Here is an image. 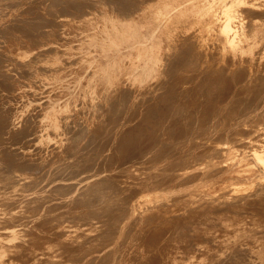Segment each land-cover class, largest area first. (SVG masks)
<instances>
[{"label":"rangeland","instance_id":"rangeland-1","mask_svg":"<svg viewBox=\"0 0 264 264\" xmlns=\"http://www.w3.org/2000/svg\"><path fill=\"white\" fill-rule=\"evenodd\" d=\"M16 1H20V2L19 3H16L15 0H0V29L2 31L4 29V27H7V25H8V27H7L8 29L7 30H9V31H7V33H5L6 30H3V32H0L1 36L3 35L2 37L0 36V41H3V42H0V57H3V59L5 60L4 61L2 58H0V61H1L0 64L2 63L1 65L4 66L2 68L1 65H0V69L2 68V69H4V71L5 70L8 71V73L6 71L3 72L2 69H1V71L3 73L0 71V74H1L0 75V81H1L0 82V90H1L0 91V105H1V103L3 104L0 107L1 108L0 111L2 109L5 111L4 112L2 110L5 114L3 112H0V118H1L0 119L1 120L0 121V138L2 139V142L0 141V144L2 146L8 145V146H6L8 148H14V149L15 148H19L18 150H20V151H25V152L32 153L41 162H45V163L48 160V158L53 154L50 150L51 149H56V148L62 154H64L67 159L76 160V158L79 157L78 158L79 160L78 159L77 160L80 161L81 159L84 158L82 160V162L83 161L86 162V160L89 159L88 162H86L87 164L85 162H83L86 167H87L88 163H90V164L92 163L93 164L95 162L94 163V166L98 167L97 170H96V167H95L90 172H83L81 174H78L74 179L73 178L72 179H69L70 181L77 180V178L82 177V176L87 175L88 173H92V172H93L92 174H95L96 173L94 176H92V178H94L96 176H100V174L101 175H104V173H105V175H108L109 174L111 176V174L113 172V173H115V175L117 174L116 176H119V173L129 172V173H127V175L126 174H124V175L122 174L124 177L120 174L119 177L115 178L120 183V185L122 183L123 184L126 183L125 180H128V175L131 174V173L134 174V173H140L141 172V173L149 176L151 172H156V174L154 173L152 175H154L155 177H157V179H159V181H160V178H162L161 181H160V184L159 183H155V184H151L150 183L149 185L147 184L148 185L147 189H146V186L147 185H142L143 188H141L142 186L140 187L141 190L139 188V190L141 191L140 193L137 190L138 192L136 191L137 192L136 195L134 193V194H132L130 196V199L131 198L132 199L130 200L129 205H127L128 204L127 202L129 201L127 199V201H125L126 203H123V201H122L121 204L119 203V204H117V205L114 206L115 208H117V206L119 208V206L121 205L120 206L121 207L120 209L122 211H125V212H123V215L124 216L123 217L122 216L120 217V215H122V213H121V211L119 209L118 217H120V218L117 217V220L118 221L115 219L116 222H114L115 223L114 225L115 226L119 225L120 228L117 227L118 229L116 230V232L114 231V233L113 232L109 233V231H111V230L107 228V227H109L108 222L107 221L105 222L102 219H99L98 220L97 218H90L89 220L90 221L92 220V221L90 223L89 222H86V225H85V223H83L84 224L83 225V224H81V223L78 222V224L80 225V228L77 231H70V230H68V232H67V230H66L64 232V236H65V238H67L66 240L67 241H71V242L72 241L73 242L74 241L75 242L84 241V239L87 241V239L89 238V240L87 241V243L90 244L91 243V240L94 239V241H92L91 244L93 245V247L95 245H97V246H95V247H97V249L95 247H94L95 249L94 248L92 249V247H91L92 245L91 244L90 245L88 244V247H91L90 250L92 249V252L89 251V253H88V250L89 249L87 248L88 250L87 251L85 250L87 252V254H88V255H85L86 257H83V259H81L80 261H77V262L73 260V262L71 263V260L68 261L67 259L69 257H71V256H74L72 253L71 254L69 253V257L66 259L67 260L66 261L65 258L68 255L67 254L68 252L65 253L66 252L65 251L64 253L67 254L66 256H65V254H63L64 257H65L64 258L65 261L64 260L61 261V257H63V255L61 254L62 252H55V253L50 254L51 256L53 255V257H55V258L51 257L50 255L49 256H47V255L45 256L44 255L45 256V257L43 256L44 258L41 256L40 259L37 260L38 264L39 263L42 264L44 262L43 259H45L46 257H47L46 260H48L50 258H51V260H54V259L56 260L57 257H58V259H60V260H58V259L57 260L58 261H61V263H64V264H86L87 262H88V264H91L90 263L91 261L93 262L92 264H96V263L102 264V262H105L104 260L107 258V256H106L107 253H108L107 254L108 256L111 255L110 257H112V254L114 256V257H112L113 260L111 258H107V259H110V261H113V262H110L109 261L111 264H136L137 262H138L137 264H141V261L144 264H147V262L149 263L148 258H149V255L151 253H154V252H155V254H158L159 253L158 252L159 251L158 249L159 248H162L161 247V246H163L162 245V242H164V244H165V247H163V248H168V251L169 252L166 251V252L163 253V255L161 254V256L158 257V260H154V262L152 264H158V263L159 264H162V263L163 264H173V263L176 264L175 263V260L178 257H181V256H182L181 257L182 260L179 259V258L177 259L178 260L177 262L179 264H184V263H186V264H192L193 263L192 261H194L193 260L194 258L196 259L198 256L203 258L204 255H205L204 258H203L204 262H203L202 258H198L199 261L197 259L195 260V261H197V264H199V263L200 264H213V263L214 264H218V261H224V263H225L226 262V259L228 258V256H226V255H228L229 252H231V253H229V256H232V254H234L237 257H235L233 255L232 257H234L235 260L231 257V259H228L226 263H228L230 260L233 259V261L238 262V264H243L248 259L249 262H250V263H248L247 262L248 260H247L246 262L248 264H252V263L253 264H259V263L263 264L264 263V261L262 260V259H264V237H263L264 236V234H263L264 233V222L262 221L263 219L257 221V219H255V217H253V215H251V214H245L244 216L242 215L243 216L242 218H241V216H238V217L235 216L236 213H234V212H236V211L239 212V210L240 211L244 210L243 209L244 208L243 206H245L244 205L245 203H243V201H241V200L240 201L242 202L243 205L241 204L240 201H238L239 203L238 202L236 203V204H238V206L235 205V206H233L232 208L229 209L230 211L228 210V212L231 215L229 214V215H226V217H224V215H221V214H214L213 216H211L210 220L213 219L212 221L214 223H216L219 219L221 220V218L224 217V218H222L221 222H220V220L217 222L218 224L217 223L216 224L213 223V225H208L210 223L208 221H210V220H207V222H206V219H203L202 218L203 216H201V217H198L196 219L190 220V221L185 222V223H180V224H177V225L175 224L176 226L173 225L172 226L173 229H171L173 231L168 232V234H167V232H164L162 234V238L160 240H158L159 243H161L159 245H157L158 244L157 241H156V243H153V242L147 243V242H149V241H147L148 240L147 237H149L150 233L154 230V227L155 226H158V225H168V224H166V222H168L170 216H172V215H182L185 212L187 213L190 209H195V210H198V211L200 210L199 212H201V213L202 212H206V208H209V207H211V208H218L219 209V207L224 206V204L226 205L229 201H231L233 199H239L243 195L250 194V193H252L254 191H257V190H260V189H262L264 187V180L262 178L258 179V177H256V176H252L248 180H244V179H241V178L234 179V180H228L229 175L230 174L235 175L236 174V171H239V173H241V174H247V173H250L251 171H253L254 169H256V165H255L256 162H255V160L253 158V154H252L253 151H252V147L251 146H253V145L255 146L257 144H261V142L264 141V139H263L264 138V135H263L264 134V119L262 120V118H264V114H263L264 113V97H263L264 90H262V93H260L261 92L260 89H263V87H264V86H262L263 85V81H264V72L262 73V71H264L263 70V67H264L263 66L264 65V17H262L261 15H258V14H261L262 12L264 13V10H263L264 5L262 4V3H264V2H262L264 0H262V1L261 0H258L259 3L256 0H254V1L257 2V3L253 2V0L252 1L251 0L249 1L248 0L250 3L247 0H228V1L227 0H147L148 3L146 2V0H140V1L139 0H137V1L136 0H133V1L129 0V2L130 1H131V3L134 2L137 5V7L138 8H141V10H142V11H139L138 9L137 10L136 9H133L132 12H130V13H127V10H126L127 8L126 9L123 8V7H128L129 6V3L128 4H125L124 3V1L125 2H128V0H122V1L121 0H118L119 5H121L120 10H122V8H123V9L126 10L125 12L124 11H120L118 9L116 10V8H113V6L110 3L108 4V1L107 0L106 1L105 0H96L97 2H95L94 0H75V1L73 0L74 1L73 2L71 0L72 2L70 1L71 3L69 2V5L68 6H67L68 2H64L63 0H60V1H58V0H55V1L54 0H52V1L51 0H46V1H49V2H45L43 5H39V6H38V2H35L36 0H34V1L33 0H16ZM37 1H40V0H37ZM77 1H78V3H77ZM81 1H82V3L85 2L87 5L89 3L90 4H89V6H87L85 3L82 4ZM88 1H89V3H88ZM239 1H240V3H239ZM11 2H14V4H18V5L12 4V5H14V6H12L10 4ZM75 2L78 4L79 7L82 6V7H80L81 9L79 8V10H76L78 8V6H77V4ZM122 2H123V4H122ZM236 2H237V6H238V4L239 5H242L240 7H244V5L246 6L248 4H250V7L251 6L253 7L256 4L258 6L260 5L259 8L260 9L262 8V12H260L261 10L259 8H256V6H255V8L253 7L254 8V11L257 9L256 11H257L258 17H255L254 16V18L252 19V17H253L252 15L253 14L255 15L256 12L253 13V11L251 12V10H250V12L253 13V14L250 13L251 16H248V15H250L249 12H248L249 10L247 11L245 9V7L244 8H241V10H240V7L238 8L236 6ZM61 3L63 5H65V6L61 5ZM131 3H130V5H131ZM134 3H132V4H134ZM232 3H233V5H232ZM8 4H10V6ZM35 4H37V5H35ZM49 4H52V6H49ZM84 4H85V6H84ZM225 4H227V5H225ZM54 5H56V6H54ZM70 5H71V7H69ZM226 6H228V7H226ZM235 7L237 8V10H236ZM250 7H248V8H250ZM27 8H29V9L26 10ZM46 8H48V11H47ZM52 8H53L54 11L52 10ZM58 8L60 10H57L56 11V9H58ZM169 8H172V10L170 9V13H172L171 18H169V20L167 22H164V24L160 28L156 29L152 33L153 25L156 22L157 18L162 17V16H165L167 14L166 11ZM219 8L220 9L222 8V10H220ZM226 8H227V10H226ZM229 8H230V11H229ZM223 9H224V11H223ZM242 9H245V11L248 12V14L244 10H242ZM258 10H260V11H258ZM40 11H42V12L44 11L45 13L44 12L42 13ZM46 11L47 12L51 11V12H49L50 15ZM60 11H62V12H60ZM70 11L71 12H74V14L72 13L73 14L72 15L70 13V15H69L68 12H70ZM85 11H87L88 13L87 12H86L87 14L84 13ZM63 12H64V14H63ZM65 12L68 15L65 14ZM82 12H83V15H82ZM214 12L215 13L217 12L220 15L217 14V13L215 15ZM223 12H227V14L225 13L226 16H225V14ZM242 12H245V13L242 14ZM37 13H38V15H37ZM51 13L55 14L56 16H54ZM238 13H241V14H239V16H240V19L242 21L239 19ZM44 14H45V17L46 18L45 19H42L43 18L42 15H44ZM59 14H63V15H59ZM76 14H78V15H76ZM79 14H81V15H79ZM36 15H37V17H35ZM213 15H215L216 17H219V18H216ZM29 16L30 17L33 16V17L32 18H29ZM57 16H59V17H57ZM220 16H221V19L222 20L220 19ZM223 16L226 17V18H223ZM247 16H248L249 19L247 18ZM259 16H261L262 18L261 17L259 18ZM18 17H20L21 20H24V22L23 21H20ZM234 17L238 19V22H237V19L234 20ZM11 18H12V20H11ZM47 18L49 20H51V21H49ZM244 18H246L245 19L246 21L243 20ZM25 19H27L28 21H31L32 24H30ZM52 19L54 21H56L57 23L56 22H53ZM203 19H206V22H203L204 21ZM196 20H197V24H196ZM220 20L222 22H220ZM230 20H231V22L235 21V23H233V25H232V23L230 22ZM247 20L248 21L251 20V23H249V25L247 24V22H248ZM252 20H256V21H254L252 23ZM35 21H37L36 23H38L39 21H42L43 23L40 22L39 24H36ZM48 21L50 23H52V24L55 23L56 25H54V26L52 24L50 25V24H48L49 23ZM9 22H10V24H9ZM13 22H15V23H13ZM44 22H46L47 26L44 25ZM19 23L22 24V25H20ZM23 23L26 26L25 29L28 27L26 30L28 31L29 34H26L27 31H24L25 29H24ZM33 23L35 25H33ZM225 23H226V25H225ZM228 23H229V25H228ZM243 23H244V25H242ZM13 24H15V25H13ZM41 24H43L44 26L41 25ZM58 24H61V25H58ZM223 24H224V26H223ZM236 24H238L240 26L238 27V25H236ZM10 25L12 26V28H11ZM16 25H19L21 27V29L22 28L24 29V30L23 29L20 30L22 32V34L18 30V29H20V27L19 26H16ZM36 25H38V26L41 25L42 26V27L40 26L39 28L37 26V29H38L37 32H36ZM246 25H248L249 28L246 27ZM13 26L17 27V29L15 27H14L15 28L14 29ZM221 26H223V27L221 28ZM230 27H231L230 31H232V33H233V30L235 29L234 30L235 32L233 34L232 33H227V32H229V29L228 28H230ZM234 27H236V28H234ZM244 27L246 29L248 28V30H250V28H251L250 32L248 30H244L245 29ZM241 28H244V29L242 30ZM223 29H224V33H223ZM227 29H228V31H227ZM240 29H241V31L239 33L238 31ZM30 30L33 31V32L31 33ZM44 30H46V31H44ZM220 30H222V31H220ZM10 31H11V33H9ZM23 31L25 32V34H23L24 33ZM38 31H40V32H38ZM225 31H226V33H225ZM243 31H245V32H243ZM246 31H247V33H246ZM35 33H40V34H35ZM222 33H223V35H222ZM238 33H239V36H236V35H238ZM243 33H244V35H242ZM201 34H202V36H201ZM4 35H6V36H4ZM22 35H24V36H22ZM31 36H33V39H32ZM220 36H223V37H226L227 36V37L226 38H223V39H220ZM58 37H60V38H58ZM137 37H141L143 39L144 38L146 39V41H144L142 43V47L141 48H133L132 45H131L134 42V40L137 39ZM234 38H236V39H234ZM239 38H240V40H239ZM34 39H36L37 41L36 40L34 41ZM188 40L189 41L190 40L191 41L193 40L192 43H190L191 41L189 43L192 44L191 46H193V43H194V47L196 49L198 47L199 50L197 49L198 50L197 51L195 48H194V51L195 52L192 51V50H190L193 47H189L190 44L187 43ZM194 40H197L196 41L197 47L195 46V41ZM206 40H208V42L211 43V44H209ZM182 41H183V43H182ZM235 41H236V44H235ZM217 43H218V46L215 45ZM207 44H208V46L210 45L212 47H210V46L208 47ZM227 45H228V47H226ZM261 45L263 46L262 49L259 48V47H262ZM178 46H180V47H178ZM182 46L183 47L184 46H188L190 48L189 51H192L195 54L193 56L194 58H191L190 63H188V61L190 60V58H189L188 61L185 62V65H184V63L181 64V65H184V66H180L179 65L180 66V69H179V66L176 65L178 69L176 67H174V68H176L178 70L177 71L175 69L177 72L172 67L173 70H171V71H173L172 72L173 73V77L174 76L175 77L173 78L174 80L171 79L172 78L171 77L169 81L172 82V80H173L172 83L174 84V87L175 88L173 87L172 89L175 92V94H174V93H172L173 90L172 89H169L168 88L169 86L166 85V84H171V82H168V80H167L171 76L170 69L168 70L167 68H168L169 64H171L169 62H172V59L171 58L172 57L174 58V57H176L178 55V52L176 53L177 49L178 48H183ZM48 47H50L49 50H48ZM53 47H55V48L53 49ZM202 47H204V48H202ZM217 47H219V49H220L219 52H216V51L219 50ZM210 48H213V49H210ZM214 48L215 49H218V50H215ZM201 49L203 51H205L206 55H203L204 53H203V51ZM260 49H261V51H260ZM48 51H50V52H48ZM208 52H212V53H210L211 56H212V54L214 52L217 53V54L215 53L216 56H214V55L212 56V58L215 57L216 60H219V61H216L215 60V62H213L214 63V67H216V66H218V68L219 67H222V66H219V65L223 62L224 69H223V67L220 68V69H221V73H223L224 76L225 75H228L229 73H231L233 75V73L235 72L234 71V68L236 67V72L237 73L239 72L238 75H237V77L235 76L236 75V72H235L234 73L235 75H233L235 77H233V76H231V74H229L228 75L229 78L227 77V79H234V78H235L234 80H236V78L238 79V76L241 75V72L240 71H237L238 70V66H239V68H241L240 67V65H241L242 68H243V66L245 65L246 68L247 67L249 68V69L247 68L248 71H250L249 73H248V71L247 72L245 71L246 70L245 68H243V69L241 68L245 72V75H247V77L245 75L242 76L244 73H243V71L241 69L240 70L243 73L241 76L243 78L242 77H239L240 79L241 78L242 79H245V77H246V79L244 81H242V79H241V81L243 83L247 84L246 86L248 88H245L246 86H244L245 84L242 85L241 84L242 82H238L239 79L236 80V81L240 85V86L237 85L239 88L242 85V87L244 86L243 88H245V90L246 89H248V91L250 90V93H249L247 90L245 92V90L243 89L244 93H247L248 95H250L253 91H255L254 89L252 90V88H255L256 89V87L258 85H261L260 86V89H259V87L257 88V90L259 89V93L256 90V92L259 94L258 96L253 92L257 98L253 95V93L251 94L253 96V98H255V102L250 103V105H251L250 107H249V102L252 101V100H250L252 97L250 96V99L248 98L249 101H246L247 100L246 96L247 97H249V96L247 94H246V96H245V94L243 95L241 93L242 90L241 91H237V92H240L241 95L239 93H237L236 91H233L232 93L230 91L229 92L224 91L225 92V94H224L223 91H220V90H222V89H220L221 87H216V89H218V90L220 89V90L219 91L216 90L215 95L213 94L214 91H215V88L212 90V87L214 86L213 85L214 84V80L212 82V80L210 81L208 78H206L208 76V72L210 71L209 68H211V66L213 64L211 62L212 61L211 60L212 58L210 57V55L208 54ZM255 52H257V53H255ZM197 53H199V55L202 53L201 55H203L205 57H203V56H201V57H203L204 59L207 58L206 57L207 55H209V57L211 59L208 57L209 60L207 58V59H205V61L206 62H207V60H208V62L210 61L209 62L210 64L207 62V64L204 65L206 62L204 61L202 63L203 58L201 59L199 56H198V59L200 58L201 60L195 59V56L197 55ZM32 55H33V58L34 59L31 57ZM42 55H44V56H42ZM217 55H218V58H217ZM226 56L232 57V60H231V58H228ZM242 56H245V57H242ZM35 57H36V59H35ZM226 58H228V60ZM245 58H246V60L247 59L248 60L246 61ZM255 58H257V59H255ZM18 59H19V61H18ZM66 59H67V61H65ZM192 59L193 60L195 59V61L193 62ZM222 59H224V60H222ZM229 59H230V62L231 63H228L229 62ZM37 60H39V61H37ZM257 60H258V62H257ZM2 61H4V63ZM192 62L194 64H196V66H198V67H196L193 64H191ZM255 62H257V64ZM19 63H21V64H19ZM23 63H24V65H23ZM64 63H66V64H64ZM167 63H169V64H167ZM198 63L202 67L200 65H198ZM225 63L230 64V66L228 65L229 66L228 67L227 64H226V67H225ZM5 64L8 65V66H6ZM190 64L193 66V70H194V67H196L195 70L197 68H200V69H197V71H199V70L201 71V70H203V68L205 66L207 67V66L210 65V67L207 68L208 70L207 69L204 70L205 71L204 72L205 75H206V71H208L207 72V75L205 76L204 73L201 74L202 71L201 72L199 71L200 72L199 73V72H197L195 70H194V73H192L193 70H191V65ZM38 65H40V66H38ZM61 65H62V67H61ZM189 65H190V67H189ZM42 66H45V68L42 67ZM9 67H12V68L10 69ZM185 67H188L189 69L188 68L185 69ZM227 67H228V70H225ZM13 68H15V70ZM25 68H26V70H28L29 73L25 70ZM218 68H217V70H218V72H217L215 70V68L212 67V69H214L219 74L220 71H219ZM229 68H230V70H229ZM231 68H232L233 72H231L232 71ZM260 68H262V69H260ZM16 69L19 72H22V73H23V70H24V72L27 73V74H23L24 76L21 73L18 74V72L16 71ZM21 69H23V70H21ZM30 69H32V70H30ZM165 69H167L169 72L166 70V72H167L166 73L165 72ZM260 70H261V72H260ZM225 71L226 72L227 71H230V72L226 73ZM10 73H13V74H11L12 77L10 76L11 78L9 77ZM174 73L175 74L178 73V75L177 74L175 75ZM190 73L192 75H190ZM198 73H199V76L200 77L199 76H196V75H198ZM221 73H220V75H221L220 78H222V76H223V74H221ZM253 73L255 75L257 73H260L259 75L257 74L256 76L257 77L258 76H262L263 77V80L262 79H261V81L258 80L261 77H258V78L257 77H254L255 75ZM20 74H21V76H19ZM193 74L197 77V78L195 77L196 80L193 78L194 77ZM4 75L5 76L7 75V76L4 77ZM25 75H27V76H25ZM179 75L180 76L181 75L182 76L185 75L184 76L185 79H187L186 76L188 78H190L192 76V78H191L192 80L191 79H188V80L194 81V82H192V83L189 82V81L185 82L186 80H184V83H183L182 82L183 79H181V82H182V84H181V82H179V78H181ZM202 75H204V76H202ZM176 76H178L179 78L177 79ZM230 76L233 77V78H230ZM201 77H205L210 82L208 83V80L205 81L204 80L205 78L203 79L204 80V82H203V80H201ZM175 78H176V81H175ZM225 78H226V76H225ZM248 78H249V81L250 82L247 81ZM250 78H251V80H250ZM252 78H254V79H252ZM255 78H257L256 84L254 83L255 80H256ZM5 80L6 81H9V82H3ZM164 80H167V81H164ZM219 80L220 79L217 80L219 83H220V81L221 82L222 81L225 82L224 81V78H223V80L222 79L220 81ZM252 80H254V81H252ZM226 81H228V80H226ZM231 81L232 80H230V82ZM246 81L248 83H246ZM259 81H260V84H259ZM198 82L204 83L205 85L208 84V86H210V87H211V84L213 83L212 84V87L210 88L211 91L209 90L211 92L210 93L211 95L209 93H206V94H209L210 97H208L209 95L205 96V93H204V92H208V90H205L203 93L201 91H198V92H201V95H203V96H201L200 93H199L198 96L199 97L201 96L200 99L201 98H204V101L206 100L205 97L206 98L208 97L207 100L210 99V100H208L206 102L207 104H204L205 102H202L203 99H201L200 102H198V103H200V104L203 103L204 105L203 104H201V105L199 104L200 107L197 105V103L195 104V100L198 101L197 99L199 98V97L196 98L198 92L197 91H194V92H197L196 95H195V93L193 92V90L190 89V87L192 88L196 84H199ZM261 82H262V84H261ZM161 83H163L164 85L161 84ZM253 83H254V86L256 85V87L253 86ZM160 84H161V86H160ZM183 84H184V87H186V89L188 91H190L189 93L191 95L194 94L193 97H195L196 99H193V101H194L193 105L195 104L194 107L196 109H197V107L198 108H201V109H199V110H201V113H203V111L206 110V114L209 115L207 113V111H209V113H210V110L211 109H212L211 110V113H212V111H213V113H215V111H217V113H215L214 115L211 114V116H212L211 118L212 119H210V115H209V117L207 116L206 118H205V116L203 118L201 117V116H203V114L205 113V111H204V113L202 115H200L201 113H197V112H200V111L197 109V112H196V109H195V112L196 113H193L194 112V109H193V105H192V102L193 101L191 99L192 98L191 95L189 94V96H188V94H187L188 91L187 90H186V92L185 91L183 92V93H185V96L190 97V99H191L192 102L190 100H188L189 98L187 99V97L186 98L184 97V94H182V91H181L182 88L180 89V86L183 87L182 86ZM226 84L227 83H222L221 84L222 85V88ZM1 85H2V87H1ZM176 85L179 88H177ZM189 85H191V86H189ZM215 85L218 86V84H216V83H215ZM164 86H165V88H167L168 90H171L172 92L171 91L169 92L168 90H165L163 88ZM251 86H253V87H251ZM4 87H7V88L10 87V88H8V89L5 88L4 89ZM12 87L15 88V89H12ZM187 87H189V88H187ZM249 87H251V88H249ZM175 89L178 90V91H181V92H176ZM122 90H123L124 93L122 92ZM126 90H127V92H126ZM162 90L164 91L163 94L167 95L168 97L171 94L168 95V94H166V92L167 93H172L174 95H178V94L181 93V95H178L180 97H182V95H183V97H182L183 99L181 98L180 101H179V99H177V100L175 99V98H179L178 96H174V95L170 96L171 98L173 97V99L171 100L172 102H171L170 101V97L167 98V96H165V95L163 96V94H160L164 98V99L163 98L161 99L162 101L165 100V99L166 100L167 99L169 100L166 103L171 108V111H172L173 108H175L174 106H176V108H177L178 107L177 105H180V104H182V106H184V108H183L184 109V112H182V114L188 113L190 110L191 111L193 110L192 112H189V115H188L190 117L189 120H191L192 117L193 118L195 117L193 120H191V122L193 123L192 126L194 125L193 128H190L191 126L190 127L188 126V122H189V124H191L190 121H188L187 124H186V121L184 122V121L181 120L182 121L181 122L182 124L184 122L185 123L184 125L187 126V127H189L188 129H193V131L190 132V133L186 132L187 133L186 135L188 136V139H186L187 137L185 136V132L182 133V134H184L185 137L181 133H179L180 134L179 136H183L184 137V138L183 137L182 138H183V141L186 140L185 142H183L182 139L178 136V134L176 135V133H175L176 126H177V128H180V127L183 128L182 127L183 126L182 124H178L180 122V120H178V119L179 118L181 119V117H184V115L181 116V114L179 113L182 110V108H180L179 109L180 111H178V108L179 107H182V106H179L177 109L175 108L176 110L174 109L175 111L173 110L172 113L170 114L174 119L175 118L176 119L178 118L177 120L175 119V121H173L172 117L171 116L169 117V114H167V113H166L167 116H166V114L164 116L165 118H169L170 119V122H171V120L174 123H176V122L179 121L178 123H176V124L179 125V127H178V125H175L174 123H173L174 124V126H173V124L171 122L172 126L171 125L170 126L172 127V130L168 128L170 131L166 128V127H168L167 124H170L169 119H165L164 120V117L161 120L162 122H160V120H158V122H157L160 125L161 124H164L165 126L167 125L166 127H164V125L162 127V125H161V128H160V125H159V127L157 126L158 124L156 122H154V123L153 122L152 123H149L148 122V124H147L146 121H143V119L146 118L145 115H147V117H148V114H149L148 112H147L148 114L146 113L147 110L145 111L144 108L147 109V106H148L149 103L151 104L153 102L152 104H155V100L157 101L158 98H161V96L159 95V93H160L159 91H162ZM8 91H10V92H8ZM219 92H221V94ZM104 93H105V95H104ZM228 93L229 94L231 93V94L229 95ZM234 93L235 94L237 93L238 96H236L237 94L235 96H233ZM216 94H218L217 95V98L218 99H213V100H215L213 102L211 100V98H216V97H214V96H216ZM227 94L229 95V97L226 98L225 96ZM121 95H122L123 100L121 98ZM223 95H224V97H223ZM242 95H243V97L245 96L244 101H246V102H244L242 99H240L242 97ZM125 96L126 97L129 96V97L126 98ZM149 96H151L152 99ZM154 96H156V97H154ZM211 96H213V97H211ZM146 97L149 98L150 100L147 99L148 101H145ZM221 97H223V98H221ZM232 97L235 100H237V101H235ZM236 97H239V102H238V98L236 99ZM114 98H115V100L116 99L117 100L114 101ZM129 98H130V100H129ZM219 98H220V101H219ZM127 99H128V102H127ZM174 99L176 100V102L178 101L177 102L178 103L177 105H176ZM103 100L105 102H103ZM173 100H174V102H173ZM183 100H185L186 102L187 101H190L188 103H186L184 101L185 105H187V106L190 103L191 106H188L190 108L189 111H188L189 108H187V106L184 105ZM232 100H234V101H232ZM260 100L262 102L259 105ZM117 101H118V103H116ZM144 101H145V103H144ZM162 101H159V102L161 103ZM209 101L211 103L213 102L215 106L213 104H211V105L209 104L208 105ZM216 101H218L219 103L216 102ZM231 101L232 102H238V104H240V101H241V103H246V105L248 107L246 108V105L245 104H244V106H243V104H240L241 105L240 106V105L235 104V103L234 104H230L228 106L227 104H229V102L231 103ZM179 102H181V103H179ZM257 102H259V103H257ZM109 103H111V104H109ZM125 103H126V105H125ZM171 103H172V107L173 108L171 107ZM173 103H175L174 106H173ZM120 104H124V108H125L124 110L125 111L124 110L121 111L123 115L120 114L121 112L119 113L122 117L119 116V115H117L118 116V119L116 121L117 116H116V113H114V112H116V111L119 112V110H120ZM162 104H164V103H161V105ZM7 105H9L10 108H7L8 107ZM98 105H99V107L101 106L102 108L101 107L99 108ZM109 105L111 107H114L112 105H115V108L118 107V106L119 107L117 109L114 108L115 110H113L114 112L112 113V108L110 109L109 108ZM207 105H208V108H206ZM232 105H234V106L235 105H238V107L237 106L236 107L239 109L240 112H241L240 107L242 108V106H243V109L244 108L245 109L242 110V112H241L242 114H241L237 110L235 111V109H237V108L234 107V106H232ZM11 106H12V109H11ZM201 106H203V108H205V109H202ZM209 106H212L213 108H215V110L213 108L209 107ZM230 106L233 108L234 112H233V110H232V108ZM253 106H255L254 109H253ZM97 107H98V109H97ZM6 108H7V110H9V112H11L10 113L11 115L8 114V115H10L9 118L7 117L8 116L7 115L8 111L6 110ZM29 108H30V110H29ZM106 108H109V110L107 109L108 112L110 111L109 113L106 112ZM132 108H134V110ZM229 108H231V111L230 112H233L234 113V116H232L233 115L232 113H231L232 115L230 114V112H229L230 109ZM131 109H132V111H131ZM135 109H136V111L138 110L137 112H139V113L135 112ZM185 109H187L188 112H185ZM208 109H210V110H208ZM104 110H105V112H104ZM142 111H144L143 113H146V114H143ZM169 111H168V113H169ZM247 111H248V113H245ZM130 112H131V114H130ZM28 113H32V115L31 114H28ZM35 113H36V115L38 113V115L36 116ZM173 113L176 116H177V114H179V115L177 117H174L175 115ZM191 113H192V116H190ZM224 113H226L230 118L228 116H225L226 114L224 115ZM238 113H240L242 116L240 114H238ZM114 114H115L116 117L114 116ZM198 114L202 118V119H199V121L202 122V123H206L207 121L211 120V122L209 121L210 123L207 122V124H206L208 126V123H209L208 129L205 128V127H207L205 124L199 123V121L197 120L198 118H200L198 116ZM206 114H204V115H206ZM235 114H236V116H235ZM26 115H27V117L29 119L32 118V119H30V121L32 123V124L31 123L30 124L32 126L29 127L30 128V131L29 132H28V130H26V128H24L25 126H27L29 124V123L26 122V120H27ZM110 115L112 117V119H110V120H112V121H109V119H108V118H110ZM131 115L135 119H131L130 117H129L130 119L127 118L128 116H131ZM194 115H196V116H194ZM222 115H224V117ZM258 115H259V117H258ZM261 115L263 116L262 118H261ZM23 117H24L25 122L27 123V125H25L26 124L25 122H24L25 124L23 123V121H24ZM113 117H114L116 123H118V121H120L118 123V125L115 124V123H113V122H115L114 119H113ZM222 117H223V119H222ZM2 118H4V119L6 118V119L4 120ZM104 118H105V120H104ZM204 118L206 120L208 118L209 119L206 122H203ZM9 119H12V121L9 120ZM29 119H28V121H29ZM106 119H108L107 121H109L111 123L107 122ZM257 119H259L261 122L259 120H257ZM137 120H139V122L142 124L141 125V128H139V130L140 129H143L142 127H144V128L146 127L145 129L142 130V133L139 132V134H138V132H135L134 131L136 128H137V131H139L138 130V127H140V126H137L136 125V123L137 124L139 123V122H137ZM167 120H168L169 123L165 124L167 122ZM195 120H196V123L194 124ZM9 121H11V123H9ZM76 121H78V125L79 126L82 125L83 127H85L86 130H84V132L87 131V132H85L86 134L84 132H82L84 134L83 135L84 136L83 138H82V134L80 135L81 132L79 131L82 126L81 127L77 126L76 125V123H77ZM98 121H100V123ZM232 121H235V122H233V125H232ZM256 121H258V122H256ZM1 122H2V124H1ZM70 122H72V124ZM105 122L107 124L106 127H104L106 125ZM213 122H214V124H213ZM226 122L228 124H225ZM229 122L231 124H229ZM14 123H15V126H14ZM68 123H70V124H68ZM218 123H219V126H218ZM254 123H256V126H254L255 125ZM259 123H260V126H259ZM12 124H13V126H12ZM84 124H86V126ZM132 124L134 126H132ZM149 124H152V125L155 126V131L152 130V125L150 126ZM198 124H199V127L201 126V124H202V126L204 125L203 126L204 128L203 127H200V128H203V129H201L202 133H204L203 135L199 131L200 128L197 127ZM70 125L71 126L73 125V127H71ZM99 125H101V126L99 127ZM114 125H116V126H114ZM127 125H128V127L126 128L125 126H127ZM129 125H130V127H129ZM18 126H20V129L17 128ZM22 126H23L24 129L23 128L21 129ZM112 126H114V127H112ZM239 126L240 127L242 126V128L240 129ZM13 127H16L17 129L16 128H13ZM95 127H97V129L99 127V129H98L99 134H97L98 132L96 134L97 135H100V137L98 136L99 137L98 138L97 135L93 134L94 137L96 136L95 137V140L94 139H91L93 142H90V140L87 141V139H89L91 137V135H92L91 133L97 131V129ZM110 127H111V130H110ZM157 127L160 128V130H158ZM209 127H210V129H209ZM31 128H32V131H33V135L31 133L32 132L31 131ZM77 128H79V130ZM124 128H125V131H124ZM128 128L129 129L131 128L134 131V134L137 133V134H135L136 135L135 137H133V136L130 135L131 133H133V131H131V129L128 130ZM147 128H149V130ZM156 128H157V130L160 133L156 130ZM162 128H164V129H162ZM165 128L169 131L167 133L168 136H163V135L166 134L165 132H164L165 134L162 133V136L164 138H166V137L168 138L169 137V134H170V137L171 138L173 136L176 137L175 138L176 140H174L175 141L174 144H178L180 142L179 143V146L180 147L178 145H177L178 146L177 147L174 144L172 146H170V147L167 146L168 147V150H165L164 151L165 155H163V157H162L160 155L163 154V151L160 154V152H159L160 150L159 149H161V148H163V149L166 148L167 149V147H165L167 145L166 143H167V141L169 143V141L171 140V139L168 140L166 138L165 142H162L164 140V138H162L160 134H161V131L163 132V130L164 131H167ZM184 128H186V127H184ZM213 128H214V130H213ZM234 128L235 129L238 128V130L237 129L235 130ZM6 129H8V132L9 131H12V130L14 131V129L15 130H19L20 131L19 136H16L13 131L12 132H9V133L6 132L7 131ZM10 129H12V130H10ZM70 129H71V131L69 132ZM91 129H93V130L95 129L96 131H92ZM101 129L102 130L105 129L104 132L101 131ZM112 129H113V131H112ZM153 129H154V127H153ZM194 129H199L198 130V133L196 132L197 130L194 131ZM204 129L207 130V131H204ZM108 130L111 131V133L113 134V137L111 136L112 134ZM144 130L146 132V135H145V133H143ZM224 130H225V134L223 132ZM229 130H231V131H229ZM241 130H245V132L243 131V133H241L242 132ZM248 130H251V131H248ZM4 131H5V133H4ZM75 131H78L79 132V134H77V136L75 135L76 134ZM107 131H108V133H110L109 136L112 138V141H109V142L107 141L108 138H109V140H111L110 137H106L108 135L107 134ZM173 131H174V135L172 133ZM2 132H3V134H1ZM121 132L126 133V135H124ZM193 132H194V135H195V139H193L194 138ZM195 132L198 134L197 137H199V138L196 137ZM221 132L223 133L224 138H223L222 134H220ZM11 133H12L13 136H11ZM151 133L154 135V137H152L153 135L151 136ZM20 134L21 135L24 134V137H26L25 135H27V137L29 135V137L26 138V139H24V137H22L23 135L20 137ZM101 134H103V136ZM143 134H144V136L142 138L141 136ZM157 134L160 135V136H157ZM191 134H192L193 137H191ZM216 134H219V135H216ZM5 135L7 136L8 139L11 138V137H14V138H11L12 140L10 139L11 142H9V140L6 138ZM8 135H10V136L8 137ZM70 135H73V136H70ZM147 135H149V137H146ZM220 135H221V137H220L221 139L218 140L219 139L218 136H220ZM229 135H230V137H229ZM261 135H263V137ZM15 136H16L17 139L15 138ZM33 136H36L37 138L36 137H33ZM118 136H119V138L117 139ZM124 136H126V138H125L126 141L129 140L128 138L130 136L133 138V140L135 138V141H137V142L134 141L135 142V145L139 149H142V147H144V146H141V145L149 146V145H146V144H151V143L154 144L155 142L157 143L158 140H159V142L157 144L155 143L156 146L153 145V148L152 149H149V147H152V145H150L148 148L145 147V148H147V150L145 148H143L145 151H148L146 153V152H144V150H141V151H143L142 154L145 153V155L143 154L144 157L141 154V151L140 150H137V148L135 146V149H133V151L134 152L135 151L136 152L140 151V154L141 155L140 154L139 155L142 156L141 158L144 160V163H145V164L144 163L142 164L143 161H142L141 158H140V161L141 162L138 161L139 158H137V160H136V157L133 156V155H135V154H133L134 152L128 150V147H125L124 148L123 143H125V146H126V142L122 140V139H124ZM137 136H138V138L136 140V137ZM156 136L162 138V140L161 139H158ZM215 136H217V137H215ZM233 136H235L236 138L235 137L232 138ZM140 137H141V141L139 142ZM155 137L158 140L155 141L154 139H152V138H155ZM190 137L192 138V140H191ZM19 138H21V140ZM30 138L32 140L29 141ZM75 138H76V140H75ZM100 138L101 139L104 138V139H102L103 141ZM148 138H149V141L150 140L152 141L151 143L150 142L146 143V141H148ZM177 138H178L179 142H177L178 141ZM3 139H4V143H3ZM6 139L8 141H5ZM22 139H24V141ZM68 139H70V140H68ZM77 139H78V141H77ZM116 139L118 141H119V139L122 141V144H120V146H117L118 144H115L117 142ZM13 140H15V141H13ZM25 140L28 141V142H25ZM97 140L100 142V144L98 143ZM221 140H222V142H221ZM258 140H261V141H258ZM69 141H74V142H69ZM86 141H87V145H86ZM121 141L118 142V143H121ZM144 141H145L146 144L145 143L144 144L141 143V142H144ZM174 141H172L171 143H173ZM191 141H193V142H191ZM5 142H8V143H5ZM22 142H23V144H22ZM95 142H96V144L98 143V145H95ZM102 142H104L103 144H106L103 147L101 145ZM113 142H114L115 145L113 144ZM24 143H25V146H24ZM136 143H139L138 145L141 148ZM161 143L162 144L164 143L165 146L163 147V145ZM190 143H191V145H194V147L193 146H191L192 148L189 147L190 146ZM245 143H247V144H245ZM50 144H51V146H50ZM92 144H94V145H93V148L91 149ZM83 145L87 146V148L80 149V148H84ZM161 145H162V147H161ZM207 145H211V147L209 146V148H208ZM30 146H31V148H29ZM97 146L98 147L101 146L102 148L101 147L100 148L102 149V151L107 146L108 147L103 151V153L102 152L100 153L98 151H101V149L97 148ZM173 146H175L177 149H173L174 148ZM218 146H219L220 149L218 148ZM94 147H96L97 150L94 149ZM113 147H114V149L117 148L118 150H119V147H120V149H122V148H124V149L119 150V152H121V153H117L118 151L117 150H114ZM188 147L191 148V149H189ZM212 147H214V148H212ZM215 147L218 148V149L216 150ZM33 148H35V149H33ZM199 148L200 149L201 148H206V149H203L204 151H201V152H205V153H203L204 155L202 153H200L202 156L199 155V151H200ZM86 149H89V150L86 151ZM156 149L158 150V153L156 155L160 154L158 156H156L155 154L152 155V153H154ZM67 150H69V153H66ZM75 150H76V153H75ZM125 150H126V152L127 151L129 152L130 151L129 153L133 154V155L130 154L132 157L131 156H128L129 153H126L125 152V154H124V152H122V151H125ZM157 150H156V152H157ZM85 151L87 153V156H86ZM115 151H117L116 153L118 154V156L115 154ZM167 151L168 152L170 151V152L168 153ZM175 151H179V152L176 153V154H173V153H175ZM83 152L85 153L84 154L85 157H88V158L85 159V157L83 155H81L83 158L81 156H78L79 154H83ZM70 153H73V154H70ZM91 153H93L92 154V157H94L95 155L97 156V155L100 154L99 156L94 157V162H91L93 159L88 156V155L91 156ZM96 153H99V154H96ZM106 153H107V156L105 155ZM187 153H188V155H186ZM211 153H212V155L210 156ZM66 154H69L70 156H68ZM182 154H183V157L181 156ZM219 154H220V156H219ZM126 155H127V157H130V160L134 157L135 159H133V160H135V161H133V160L130 161L126 157ZM136 155H138V153ZM195 155H197V156L195 157ZM103 156L106 157V159L103 158ZM115 156H117L118 158L115 159L116 158ZM121 156H124L123 157V160H124V158L125 159L127 158L130 161V164L128 163L129 162L128 160H124L126 163L123 162V161H122L123 163L122 162H119L118 160H119V157H121ZM155 156L159 160L157 159V161H156L155 160L156 159ZM159 156L162 159H160ZM198 156L199 157L201 156L202 158L201 157L199 158ZM147 157L148 158H152V160H149ZM180 157H182V160L180 159ZM107 158L109 159L108 162L111 161L110 163L111 164H114V165H111L110 163L108 164L107 161H106ZM111 158H112V160H111ZM153 158H155L154 161H153ZM90 159H92V160L90 161ZM102 159L105 161L104 164H102L103 163V160ZM173 159H175V160H173ZM180 160H181V162H180ZM112 161H113V163H112ZM146 161H148V162L146 163ZM82 162H81V166H82ZM149 162H151V163H149ZM179 162L182 163V164H180ZM98 163H101V165H99ZM177 163H179V165ZM123 164L125 166L127 164V166L129 165L130 167L129 166L128 167H124V166H122ZM174 164H176L174 166V168L180 167L176 171L173 170L174 168L172 167ZM52 165H54V164H52ZM84 165L82 167L85 169V166ZM102 165H104V166L107 165V166L106 167H103ZM140 165L142 167H143V165L144 166H147V167L146 168L145 167L141 168V167H139ZM166 165L168 166L167 168H166ZM100 166H102L103 168L102 167L100 168ZM116 166H118V167H116ZM120 166H121V168H119ZM163 166L169 172L165 171L166 169L164 170V168H162ZM107 167H109L110 169L109 168L106 169ZM83 168L81 169V167H80L79 169L84 170ZM111 168H113V169L111 170ZM128 168L130 169V171H129ZM44 169L45 168H40L39 173H42V171ZM98 169L99 170L101 169L102 171H99ZM103 169L105 170V172H104ZM132 170H134V171H132ZM161 170H162V172H161ZM213 170H215V172ZM121 171H123V172H121ZM170 171H171V173H170ZM101 172H103V173H101ZM211 172L213 174H211ZM165 173H166V175L168 173H170V174L174 173L176 175L174 176V175L168 174L167 177H166L167 179H168V176L169 177L172 176V178L174 176V178H173V180H171V179L167 180L166 178H164V176L162 177V175H164ZM192 173H194L196 175H198L197 173H199V174L201 173V174H200L199 177L198 176L197 177L195 176L196 179L194 178V180H193L192 177L194 176V174H192ZM209 174H211V175H209ZM159 175H161V176H159ZM190 175L191 176L193 175V176L190 177ZM44 176H45V178H47L48 175L47 174L46 175L44 174ZM113 176H114V174H113ZM116 176H114V177H116ZM188 176L190 178H192L191 181H189L190 179L188 180V178H189ZM120 178H121V180H120ZM186 179H187V183L184 182ZM162 180H165V183ZM261 181H263V182H261ZM66 182H68V180ZM161 182L163 183L162 185H161ZM178 182H179V184H178ZM180 182H182V183H180ZM157 184H159V185H157ZM176 184L178 186H176ZM252 184L254 185V187H253ZM150 185H151V187H149ZM154 185L155 186L157 185L158 187L160 186L161 188L160 187L159 188L158 187L157 188H153L152 186H154ZM247 185L250 188H248ZM144 186H145V188H144ZM233 186H235V187H233ZM252 187H253V189H252ZM258 187H260V188L258 189ZM148 188H151V189H148ZM245 188L246 189H249V190H246ZM250 189H251V191H250ZM166 190H167V192H165ZM153 191H155V192H153ZM169 191H171V193ZM155 194L156 195L160 194V195L156 196ZM133 195H135V196H133ZM140 195H143L144 198L145 197L146 198L142 201V197L140 198ZM137 196H138V198L141 199V201H140V199L137 200ZM147 196H148V198H147ZM173 197H178V198H173ZM135 198H136L137 201L135 200ZM133 199L135 200V202H134ZM165 201L166 202L169 201V202L166 203ZM122 203L124 205H126L125 206V209L122 208V207H124L122 205ZM149 204H151V205H149ZM257 204H256L258 206L257 209L260 210V206L259 205H261L262 203H257ZM133 205H134V207H133ZM149 207L150 208L153 207L152 209H157L159 211H162V214H163L164 217L161 216L159 218H153L154 216L153 217L151 216L153 219L152 218L150 219V216L148 218V215H146L145 213L140 214V216H138L139 213H140V210L145 209V208H149ZM261 207H263V206H261ZM232 209H235V210L233 211ZM261 209H264V207L261 208ZM231 210H232V213L233 214L231 213ZM249 212H251V211H249ZM119 213H120V215H119ZM217 215H219V218H218ZM232 215L234 216V218L236 217L237 219L235 218V220H234V218H233ZM246 215L249 216V217H247ZM135 216H137V217H135ZM220 216H221V218H220ZM213 217L216 218V219L214 220ZM121 218L123 220H120ZM228 218H229V220H228ZM230 218L231 219L233 218V219L231 220ZM240 218H241V220H240ZM131 219H132V221H131ZM161 219H163V220H161ZM223 219H226V220L223 221ZM246 219H247V221H246ZM89 220H87V221H89ZM100 220H102V222ZM199 220H200V222H199ZM239 220H240V223H239ZM94 221H95V223H97L99 221L101 223L99 222V223L95 224ZM121 221H122V223H121ZM146 221H147V224H146ZM194 221H195V223H194ZM222 221H223V223H222ZM226 221H227V223H226ZM54 222H55V224L58 223L57 221H54ZM103 222H105V223H103ZM130 222H131V224H130ZM197 222H198V224H196ZM219 222L222 225V227L224 226L223 224H225V226H224L223 229H220L222 227L219 225ZM243 222H245V223H243ZM250 222H252L253 225ZM92 223H94V224H92ZM186 223H188L187 226L189 224L191 225L189 227H192L193 228L192 231H188V230L192 229V228H189V227H188L189 229L187 230V228L185 227ZM247 223H249V224L247 225ZM66 224H68V225H66ZM106 224H108V225H106ZM227 224H229V225H227ZM236 224H238V225H236ZM70 225H72V224H70V223H63L62 224L61 223V226L64 227V228H66L67 226H70ZM135 225H136V227H134ZM204 225H208L209 227L206 228V226H204ZM214 225H217V226L215 227ZM234 225H236V226H234ZM89 226L90 227L92 226V227L90 228ZM97 226L99 228H97ZM105 226H107V227H105ZM198 226L200 228H198ZM231 226H233V227H231ZM240 226L241 227L243 226L242 228L244 230H246V227H247V230L252 229L253 231L250 232V235H249V232L244 231ZM130 227L132 228V231H131V228ZM148 227H149V229H148ZM182 227L185 229V232L187 231V233H188V235H187V233L185 234L187 236V237H185V235H184L185 232L184 233L182 232V234L185 237L184 239L187 241V243H186V241H183V243H186V244L180 243L182 240H184L183 238H181L183 236L180 234L181 230L184 231V229ZM201 227H203V228H201ZM230 227H231V229L232 228L237 229L236 232L239 233L238 235L246 234V235L252 237V239L251 238H248L247 240H245V242L248 241L249 243H246L245 244V242H243L244 244H243V246L241 245L242 247L240 245H237L239 247H236L235 249L228 248V249L225 250V248H224V250H223L222 245H220V243H222V239L223 238H226L227 236H228L227 239H231V235H234V236L237 235L233 230H230L229 229ZM262 227H263V232L260 233L261 235L255 233L254 230H256V229H262ZM82 228H84V229H82ZM100 228H102V230ZM104 228L105 229L106 228L108 229L107 230V234L108 235L103 230ZM179 228H181V230H179ZM225 228H228V229H225ZM238 228H239V230H238ZM85 229H86V231H84ZM99 229L101 230V232L104 231V233H102L103 236L100 234V232L98 233V231H100ZM138 229H141L140 232H139ZM195 229H197L196 232H195ZM198 229H200V230H198ZM176 230H177L178 233L176 232ZM225 230H226V232H229V233H226ZM240 230L242 232L241 234H240ZM126 231H127V233L130 232L128 234L129 237L126 236V234H127V233L125 234ZM208 231H209V233H208ZM210 231L213 234H214V232H217L215 234H218L219 233L217 236L222 235V237H223V234H224V237L222 238L220 236V237L217 238L215 235L211 234ZM222 231H224V232H222ZM94 232H96V233H94ZM232 232H234V233L231 234ZM93 233L96 235V237H94L95 235ZM192 233L193 234H197L196 237ZM203 233H205V234L203 235ZM97 234H99L98 237H97ZM110 234H112V236L108 237ZM225 234H227V235H225ZM75 235L76 236L78 235L79 237L77 236L76 237L77 239H76L75 238ZM123 235H124V237L126 236L127 238L126 237L123 238ZM138 235H139V237H137ZM177 235H179V236L181 235V237L179 238L180 240H178V237L179 236H177ZM190 235H192V237H193V239H192V237L190 238V240L192 239V242H190V240H188L189 239L188 236L190 237ZM199 235H203L206 238L205 239L206 241L204 240V237L199 236ZM252 235L253 236H260V238H258V240H257V237L255 239V238H253ZM100 236H101V238L102 237H105V238L107 237L109 239L112 238L113 236H115V239L114 238H112L110 240L108 239L109 240V242H108L107 239L104 240V238H102V240L104 242H106V243L108 242L107 245H105L106 243H104L101 240V238H99ZM116 236H117V238H116ZM164 236H166L167 238L164 237ZM69 237L70 238H73L74 240L73 239H69ZM82 237H83V239H82ZM173 237L175 238V241L177 240V241H180V242H176V244H175ZM207 237H208L209 240L207 239ZM78 238H79V240H78ZM171 238H172V240H171ZM211 238H212V241H211ZM124 239H126V240L124 241ZM217 239H218V241H217ZM219 239H221V240L219 241ZM250 239H251L252 242H253L254 239L255 240L252 243L250 241ZM98 240H99V244H97L98 243L97 242ZM111 240H112V242H110ZM194 240H198V243L196 241H194ZM201 240H202V242H201ZM259 240L262 241V243ZM120 241H123L125 243L122 242V244H121ZM203 241H204V243H203ZM209 241L212 242V243H209ZM256 241L258 242L257 245H256ZM101 242L103 244H101ZM194 242H195L196 246H194V244H193V246H194L193 247V246H191L192 245L191 243H194ZM94 243H96V244L94 245ZM178 243L184 245L185 248L182 246L184 248L183 251H185L186 249L188 250L190 248V246H191V249L188 250V251L186 250V252H182L181 251L182 248H180L181 245H179ZM144 244H146V245H144ZM152 244H153V246H152ZM168 244H170V245H168ZM188 244L190 245L189 247L187 246ZM212 244H213V246L216 244L215 246H217V248L216 247H213ZM253 244H255V245L253 246ZM200 245L201 246H205V248L204 247L201 248ZM101 246H102L103 249L101 248ZM104 246H106V247H104ZM119 246H121V248H119ZM145 246L148 249H146ZM171 246L172 247L175 246L176 248L175 247L174 248H171ZM233 247H235V246H233ZM246 247H248V248H246ZM98 248L100 250H98ZM110 248H112L114 251H112ZM120 249H121V252H119ZM171 249L173 250V252H172ZM195 249H196V251H195ZM236 249L238 250V252H237ZM93 250H96V251H93ZM178 250L180 251V254L179 253L176 254V252H179ZM235 250L237 252V255L235 254ZM108 251H110V252L112 251L113 253L112 254L111 253L109 254ZM174 251H175V253H174ZM189 251H191V252H189ZM193 252L195 254L194 256L192 254ZM181 253H183V254H181ZM196 253H198V254H196ZM208 253H209V255H208ZM101 254H104L106 257L103 256V255H101ZM118 254H120V256ZM170 254L172 256H174L175 254H176V256H178V254H179L180 256H178L176 258L173 257L175 260H172V257L169 258V255ZM244 254H248V255H246V259L244 257L245 256ZM250 254L251 255H254V257L253 256H249ZM187 255H188V257H187ZM189 255H190V257H189ZM102 256L104 257V258H102L103 261L101 260V258H99V257H102ZM238 256L239 257H243L245 261L244 260L241 261ZM91 257L93 259H95L96 262H95V260L91 259ZM164 257L167 258V260ZM255 257H257V258H255ZM72 258L73 257H71L69 259H72ZM98 258H99V261H101V263L98 261ZM184 258H186V259L183 260ZM187 258H188V260H187ZM220 258H221V260H220ZM88 259H89V261H88ZM90 259H91V261H90ZM238 259L242 263H240L239 261H237ZM42 260H43V262H42ZM171 260L173 262H170ZM201 260H202V262H200ZM195 261H194L193 264H195ZM37 262L35 260V261L32 262V264H34V263L37 264ZM48 262H51V261L48 260ZM109 262L107 264H110ZM230 262H232V261H230ZM104 264H106V263H104Z\"/></svg>","mask_w":264,"mask_h":264},{"label":"bare ground","instance_id":"bare-ground-1","mask_svg":"<svg viewBox=\"0 0 264 264\" xmlns=\"http://www.w3.org/2000/svg\"><path fill=\"white\" fill-rule=\"evenodd\" d=\"M34 1V0H33ZM52 1V0H51ZM55 1V0H54ZM58 1H60V0H58ZM64 2H68V4H67V6L69 5V2L71 1V0H63ZM73 1V0H72ZM71 1V2H72ZM75 1V0H74ZM73 1V2H74ZM95 2H97L96 0H94ZM106 1V0H105ZM108 1V4L110 3L112 6H113V8H116V10L118 9V10H120V7H121V5H119V3H118V0H107ZM122 1V0H121ZM131 1H133V0H131ZM131 1L129 2V0H128V2H125L124 1V3L125 4H128L129 3V6L128 7H123V8H127L126 10H127V13H130V12H132V10L133 9H138L139 11H142L141 10V8H138L137 7V5L134 3V2H132V3H134V4H132L131 3ZM137 1V0H136ZM140 1V0H139ZM228 1V0H227ZM226 1V2H227ZM248 1V0H247ZM250 1V0H249ZM248 1V2H249ZM252 1V0H251ZM257 2H258V0H256ZM262 1V0H261ZM15 2L16 3H19L20 1H16L15 0ZM30 2V1H29ZM35 2H38V6L39 5H43L45 2H49V1H46V0H40V1H35ZM62 2V1H61ZM70 2V3H71ZM143 2V1H142ZM146 2H147V0H146ZM225 2V1H224ZM223 2V3H224ZM235 2V1H234ZM233 2V3H234ZM238 2V1H237ZM237 2H236V6H237ZM253 2H255L254 0H253ZM257 2H255V3H257ZM262 2H264V1H262ZM9 3V2H8ZM63 3V2H62ZM61 3V5H63ZM76 3V2H75ZM77 3H78V1H77ZM76 3V4H77ZM81 3H82V1H81ZM83 3H85V2H83ZM82 3V4H83ZM88 3H89V1H88ZM105 3V2H104ZM107 3V2H106ZM130 3H131V5H130ZM148 3V2H147ZM230 3V2H229ZM233 3H232V5H233ZM239 3H240V1H239ZM244 3V2H243ZM247 3V2H246ZM245 3V4H246ZM250 3V2H249ZM254 3V4H255ZM259 3V2H258ZM7 4V3H6ZM5 4V5H6ZM11 5L12 4H14V2H11L10 3ZM10 4H8L9 6H10ZM55 4V3H54ZM66 4V3H65ZM75 4V5H76ZM86 4V3H85ZM85 4H84V6H85ZM90 4V3H89ZM89 4L87 5V6H89ZM121 4V3H120ZM122 4H123V2H122ZM139 4V3H138ZM235 4V3H234ZM263 5H264V3H262ZM7 5V6H8ZM14 5H18V4H14ZM14 5H12V6H14ZM35 5H37V4H35ZM58 5V4H57ZM60 5V4H59ZM72 5V4H71ZM71 5L69 6V7H71ZM74 5V6H75ZM81 5V4H80ZM186 5V4H185ZM225 5H227V4H225ZM249 5V6H248ZM248 5H244V7H245V9L249 12V14L253 11V13H255V15L253 14V13H251V14H253L252 16V19L254 18V16L255 17H258V15H261L262 17H264V13L262 12V8L260 9L259 8V6L256 4L255 6H256V8H259L260 10H258V11H260V12H262L261 14H258L257 15V9L254 11V8H255V6H251L250 7V4H248ZM253 5V4H252ZM30 6V5H29ZM48 6V5H47ZM49 6H52V4H49ZM54 6H56V5H54ZM63 6H65V5H63ZM77 6H78V4H77ZM110 6V5H109ZM124 6V5H123ZM137 8H136V7ZM139 6V5H138ZM231 6V5H230ZM240 6H242V5H239L238 4V8L240 7ZM250 7V8H248V7ZM258 6V7H257ZM262 6V5H261ZM27 7V6H26ZM33 7V6H32ZM62 7V6H61ZM76 7V6H75ZM80 7H82V6H80ZM79 6H78V8L76 9V10H79V8H80ZM210 7V6H209ZM226 7H228V6H226ZM234 7V6H233ZM244 7H240V10H241V8H244ZM25 8V7H24ZM30 8V7H29ZM29 8H27L26 10H28ZM51 8V7H50ZM49 8V9H50ZM60 8V7H59ZM56 9V11L57 10H60V9ZM63 8V7H62ZM68 8V7H67ZM73 8V7H72ZM91 8V7H90ZM112 8V9H113ZM122 8V10H120V11H126L125 9H123ZM232 8V7H231ZM236 8V7H235ZM248 8V9H247ZM47 9V11H48V8H46ZM69 9V8H68ZM81 9V8H80ZM170 9L172 10V8H169L166 12H167V14L165 15V16H162V17H159V18H157V20H156V22L154 23V25H153V29H152V33L156 30V29H158V28H160L163 24H164V22H167L168 20H169V18H171V15H172V13H170ZM210 9V8H209ZM213 9V8H212ZM220 9V8H219ZM245 9H242V10H244L245 11ZM23 10V9H22ZM52 10H53V8H52ZM62 10V9H61ZM67 10V9H66ZM179 10V9H178ZM220 10H222V8L220 9ZM226 10H227V8H226ZM232 10V9H231ZM236 10H237V8H236ZM250 10H251V12H250ZM263 10H264V8H263ZM33 11V10H32ZM46 11V12H47ZM54 11V10H53ZM64 11V10H63ZM214 11V10H213ZM217 11V10H216ZM223 11H224V9H223ZM229 11H230V8H229ZM239 11V10H238ZM27 12V11H26ZM31 12V11H30ZM34 12V11H33ZM40 12H42V11H40ZM44 12V11H43ZM42 12V13H43ZM49 12H51V11H49ZM49 12H47L49 15H50V13ZM60 12H62V11H60ZM87 11H85L84 13H86ZM208 12V11H207ZM220 12V11H219ZM240 12V11H239ZM246 12V11H245ZM245 12H242V14L243 13H245ZM248 12H246L247 14H248ZM259 12V13H260ZM32 13V12H31ZM39 13V12H38ZM38 13H37V15H38ZM45 13V12H44ZM54 13V12H53ZM53 13H51V14H53ZM56 13V12H55ZM69 13V15H70V13L72 14H74V12H68ZM76 13V12H75ZM88 13V12H87ZM86 13V14H87ZM123 13V12H122ZM215 13V12H214ZM213 13V14H214ZM217 13V12H216ZM216 13H215V15H216ZM221 13V12H220ZM224 14L226 13L227 14V12H223ZM41 14V13H40ZM39 14V15H40ZM63 14H64V12H63ZM63 14H59V15H63ZM65 14H67L66 12H65ZM72 14V15H73ZM217 14H219V13H217ZM226 14H225V16H226ZM229 14V13H228ZM232 14V13H231ZM230 14V15H231ZM239 14H241V13H238V17H239V19H240V16H239ZM246 14V15H247ZM251 14L250 15H248V16H251ZM37 15L35 16V17H37ZM54 16H56L55 14H53ZM68 15V14H67ZM66 15V16H67ZM71 15V16H72ZM76 15H78V14H76ZM79 15H81V14H79ZM82 15H83V12H82ZM126 15V14H125ZM215 15H213L214 17H216ZM220 15V14H219ZM218 15V16H219ZM223 15V14H222ZM229 15V16H230ZM43 16V18L42 19H45L46 17H45V14L44 15H42ZM234 16V15H233ZM242 16V15H241ZM248 16H247V18H248ZM261 16H259V18L261 17ZM33 16H29V18H32ZM57 17H59V16H57ZM237 17V16H236ZM244 17V16H243ZM261 17V18H262ZM19 18V20L20 21H23L24 22V20H21V18L20 17H18ZM39 18V17H38ZM216 18H219V17H216ZM223 18H226V17H224L223 16ZM228 18V17H227ZM242 18V17H241ZM251 18V17H250ZM17 19V18H16ZM48 19V18H47ZM46 19V20H47ZM51 19V18H50ZM220 19H221V16H220ZM232 19V18H231ZM237 18H235L234 17V20H236ZM246 18H244L243 20H245ZM249 19V18H248ZM257 19V18H256ZM11 20H12V18H11ZM18 20V21H19ZM26 21H28L27 19H25ZM49 20V19H48ZM53 20V19H52ZM61 20V19H60ZM204 21L203 22H206V19H203ZM222 20V19H221ZM220 20V22H222ZM233 20V19H232ZM241 20V19H240ZM239 20V21H240ZM49 21H51V20H49ZM48 21V22H49ZM227 21V20H226ZM242 21V20H241ZM246 21V20H245ZM248 21V20H247ZM250 21V22H249ZM248 22H247V24L249 25V23H251V20H249ZM254 21H256V20H252V23L254 22ZM258 21V20H257ZM30 24H32L31 23V21H28ZM37 21H35V23H36ZM43 23L42 21H39L38 23H36V24H39V23ZM47 22V23H48ZM53 22H56V21H54L53 20ZM230 22H231V20H230ZM237 22H238V19H237ZM13 23H15V22H13ZM57 23V22H56ZM232 23V25H233V23H235V21H233V22H231ZM241 23V22H240ZM239 23V24H240ZM9 24H10V22H9ZM20 24V23H19ZM28 24V23H27ZM48 24H52V23H48ZM196 24H197V20H196ZM222 24V23H221ZM7 25V24H6ZM5 25V26H6ZM12 25V24H11ZM10 25V26H11ZM13 25H15V24H13ZM20 25H22V24H20ZM23 25H24V29H25V24L23 23ZM33 25H35L34 23H33ZM41 25H43V24H41ZM40 25V26H41ZM44 25H46L47 26V24H46V22H44ZM43 25V26H44ZM53 26L54 25H56L55 23H53L52 24ZM58 25H61V24H58ZM225 25H226V23H225ZM228 25H229V23H228ZM231 25V24H230ZM236 25H238V24H236ZM242 25H244V23L242 24ZM248 25H246V27H248ZM16 26H19V25H16ZM29 26V25H28ZM37 26L38 25H36V32H37ZM40 26H38V28L40 27ZM45 26V27H46ZM219 26V25H218ZM223 26H224V24H223ZM223 26H221V28L223 27ZM235 26V25H234ZM240 25H238V27H239ZM255 26V25H254ZM7 27H8V25H7ZM7 27H4V29L3 30H6V32L5 33H7V31H9V30H7L8 28ZM15 26H13V28H14ZM20 27V26H19ZM23 27V26H22ZM42 27V26H41ZM119 27V26H118ZM133 27V26H132ZM212 27V26H211ZM242 27V26H241ZM253 27V26H252ZM6 28V29H5ZM11 28H12V26H11ZM16 29H17V27H15ZM14 28V29H15ZM28 28V27H27ZM26 28V29H27ZM225 28V27H224ZM234 28H236V27H234ZM245 28V27H244ZM244 28H241L242 30L244 29ZM249 28V27H248ZM248 28L246 29H244V30H248ZM254 28V27H253ZM23 29V28H22ZM21 29V27H20V29H18L19 31L20 30H22ZM23 29V30H24ZM24 30V31H27V30ZM229 29V32H227V33H232V31H230V29H231V27L230 28H228ZM228 29H227V31H228ZM241 29L238 31L239 33H240V31H241ZM3 30L1 31V29H0V32H3ZM35 30V29H34ZM43 30V29H42ZM196 30V29H195ZM233 30V29H232ZM235 30V29H234ZM233 30V33L235 32ZM250 30H251V28H250ZM250 30H248L249 32H250ZM23 31V32H24ZM31 31V30H30ZM29 31V32H30ZM44 31H46V30H44ZM220 31H222V30H220ZM21 32V31H20ZM33 31H31V33H32ZM38 32H40V31H38ZM43 32V31H42ZM125 32V31H124ZM210 32V31H209ZM237 32V31H236ZM243 32H245V31H243ZM248 32V33H249ZM9 33H11V31L9 32ZM30 33V34H31ZM46 33V32H45ZM193 33V32H192ZM223 33H224V29H223ZM223 33H222V35H223ZM225 33H226V31H225ZM232 33V34H233ZM239 33H238V35H236V36H239ZM246 33H247V31H246ZM3 34V33H2ZM21 34H22V32H21ZM23 34H25V32L23 33ZM26 34H29L28 33V31H27V33ZM35 34H40V33H35ZM203 34V33H202ZM202 34H201V36H202ZM231 34V35H232ZM7 35V34H6ZM6 35H4V36H6ZM199 35V34H198ZM197 35V36H198ZM230 35V36H231ZM242 35H244V33L242 34ZM247 35V34H246ZM0 36H1V34H0ZM3 36V35H2ZM1 36V37H2ZM16 36V35H15ZM22 36H24V35H22ZM26 36V35H25ZM29 36V35H28ZM34 36V35H33ZM33 36H31L32 37V39H33ZM58 36V35H57ZM183 36V35H182ZM192 36V35H191ZM229 36V35H228ZM234 36V35H233ZM17 37V36H16ZM38 37V36H37ZM186 37V36H185ZM184 37V38H185ZM227 37V36H226ZM226 37H223V36H220V39H223V38H226ZM58 38H60V37H58ZM189 38V37H188ZM203 38V37H202ZM233 38V37H232ZM231 38V39H232ZM237 38V37H236ZM236 38H234V39H236ZM241 38V37H240ZM240 38H239V40H240ZM99 39V38H98ZM181 39V38H180ZM193 39V38H192ZM197 39V38H196ZM238 39V38H237ZM36 39H34V41H35ZM184 40V39H183ZM37 41V40H36ZM144 41H146V39L144 38H141V37H137V39L136 40H134V42L131 44L132 45V47L133 48H141L142 47V43L144 42ZM191 41V40H190ZM189 40H188V42L187 43H189L190 42ZM193 41V40H192ZM192 41L190 42V43H192ZM195 41V46L197 47V45H196V41L197 40H194ZM203 41V40H202ZM207 42H208V40H206ZM0 42H3V41H0ZM231 42V41H230ZM233 42V41H232ZM180 43V42H179ZM182 43H183V41H182ZM189 43V44H190ZM199 43V42H198ZM203 43V42H202ZM209 43V42H208ZM216 43V42H215ZM239 43V42H238ZM185 44V43H184ZM200 44V43H199ZM209 44H211V43H209ZM234 44V43H233ZM235 44H236V41H235ZM187 45V44H186ZM192 44H190V46L189 47H193V48H189L188 46H182L183 48H178L177 49V51H176V53L178 52V55L176 56V57H172L171 59H172V62H169V63H171V64H169V63H167V64H169V66H168V70L170 69V72H171V76L169 77L168 75V82H171V81H169L170 80V78L171 79H173L174 77H173V71H171V70H175L176 68H177V66H184L185 65V62H187L188 61V59L190 58V60L188 61V63H190V61H191V58H194L193 56H194V43H193V46H191ZM215 45H217L218 46V43L217 44H215ZM130 46V45H129ZM205 46V45H204ZM207 46H208V44H207ZM210 46V45H209ZM208 46V47H209ZM220 46V45H219ZM231 46V45H230ZM233 46V45H232ZM262 46V45H261ZM178 47H180V46H178ZM201 47V46H200ZM210 47H212V46H210ZM221 47V46H220ZM226 47H228V45L226 46ZM55 47H53V49H54ZM202 48H204V47H202ZM218 49H219V47H217ZM231 48V47H230ZM259 48H263V46L262 47H259ZM258 48V49H259ZM50 49V47H48V50ZM52 49V48H51ZM189 49L190 50H192V51H194V52H192V51H189ZM196 49V48H195ZM197 49H198V47H197ZM196 49V50H197ZM210 49H213V48H210ZM215 49V48H214ZM218 49H215V50H218ZM226 49V48H225ZM261 49H260V51H261ZM199 50V49H198ZM197 50V51H198ZM202 50V49H201ZM205 50V49H204ZM214 50V51H215ZM203 51V50H202ZM201 51V52H202ZM208 51V50H207ZM220 51V49L218 50V51H216V52H219ZM259 51V52H260ZM48 52H50V51H48ZM52 52V51H51ZM192 52V53H191ZM216 52H214L213 54H212V56L214 55V56H216ZM258 52V51H257ZM257 52H255V53H257ZM36 53V52H35ZM173 53V52H172ZM200 53V52H199ZM199 53H197V55L195 56V59H198V56L202 59L203 57H205V56H203V55H206V53H205V51H203V55H199ZM210 53H212V52H208V54L210 55V57L212 58V56H211V54ZM216 53V54H215ZM223 53V52H222ZM193 54V55H192ZM220 54V53H219ZM231 54V53H230ZM259 54V53H258ZM4 55V54H3ZM46 55V54H45ZM176 55V54H175ZM209 55H207L206 57L208 58L209 57ZM225 55V54H224ZM239 55V54H238ZM35 56V55H34ZM42 56H44V55H42ZM82 56V55H81ZM201 56H203V57H201ZM221 56V55H220ZM232 56V55H231ZM32 58H33V55L31 56ZM37 57V56H36ZM36 57H35V59H36ZM41 57V56H40ZM79 57V56H78ZM209 57V58H210ZM223 57V56H222ZM226 57H228V58H231V60H232V57H229V56H226ZM242 57H245V56H242ZM247 57V56H246ZM249 57V56H248ZM0 58H2L3 59V57H0ZM198 59V60H201V59ZM207 58H205V59H207ZM209 58H208V60H209ZM210 58V59H211ZM215 58V57H214ZM214 58H212L211 60V62L213 63V62H215V60H216V58L214 59ZM217 58H218V55H217ZM221 58V57H220ZM228 58H226L227 60H228ZM259 58V57H258ZM34 59V58H33ZM195 59L193 60V62L195 61ZM205 59L203 58V60H202V63L205 61ZM225 59V58H224ZM224 59H222V60H224ZM255 59H257V58H255ZM4 60V59H3ZM64 60V59H63ZM208 60H207V62H208ZM214 60V61H213ZM237 60V59H236ZM235 60V61H236ZM245 60H246V58H245ZM244 60V61H245ZM248 60V59H247ZM246 60V61H247ZM5 61V60H4ZM4 61H2L3 63H4ZM18 61H19V59H18ZM17 61V62H18ZM34 61V60H33ZM37 61H39V60H37ZM65 61H67V59L65 60ZM72 61V60H71ZM216 61H219V60H216ZM245 61V62H246ZM1 62V61H0ZM8 62V61H7ZM75 62V61H74ZM191 63V64H193L194 66H196V64H194V63ZM201 62V61H200ZM206 62V61H205ZM207 62L204 64V65H206L207 64ZM210 62V61H209ZM208 62V63H209ZM237 62V61H236ZM253 62V61H252ZM257 62H258V60H257ZM257 62H255L256 64H257ZM70 63V62H69ZM136 63V62H135ZM182 63H184V65H181ZM196 63V62H195ZM217 63V62H216ZM215 63V64H216ZM228 63H231L230 62V59H229V62ZM228 63H225V67H226V64H227V66L229 65L230 66V64H228ZM254 63V62H253ZM2 64V63H1ZM0 64V65H1ZM9 64V63H8ZM19 64H21V63H19ZM64 64H66V63H64ZM190 64V65H191ZM210 64V63H209ZM263 64V63H262ZM6 65V64H5ZM10 65V64H9ZM23 65H24V63H23ZM177 65V66H176ZM187 65V64H186ZM190 65H189V67H190ZM198 65H200L199 63H198ZM233 65V64H232ZM247 65V64H246ZM255 65V64H254ZM253 65V66H254ZM6 66H8V65H6ZM38 66H40V65H38ZM180 66H179V69H180ZM201 66V65H200ZM216 66V65H215ZM219 66H222L223 67V69H224V66H223V62L219 65ZM228 66V67H229ZM245 66V65H244ZM243 66V68H245L246 70V72L248 71V69L246 68V66L244 67ZM264 66V65H263ZM262 66V67H263ZM1 67L3 68L4 66H2L1 65ZM14 67V66H13ZM42 67H44L45 68V66H42ZM61 67H62V65H61ZM172 67H173V69H172ZM174 67H176V68H174ZM196 67H198V66H196ZM196 67H194V70H195V68ZM202 67V66H201ZM204 67V66H203ZM206 67V66H205ZM204 67V68H205ZM208 67H210V65L209 66H207L205 69L203 68V70H199L200 72H201V74H203L205 71L204 70H206ZM212 67L213 68H215V70L218 72V70H217V68H218V66H216V67H214V63L212 64V66H211V68H209L210 69V71L208 72V71H206V75H207V72H208V76L206 77V78H208L210 81L212 80V82H213V80H214V86L212 87V84H211V87H212V90L215 88V91H214V95H215V92H216V90L217 91H219L220 89H222V90H220V91H223V93L225 94V92L224 91H227V92H233V91H241L242 90V94L244 95L245 94V96H246V94L247 93H244V91H243V89L245 90V88H248L246 85L247 84H245V83H243L242 81H244L245 79H246V77H247V75H245V72L242 70L243 68H242V66L240 65V67L242 68H239V66H238V70L237 71H240L241 72V75L242 76H246L245 77V79H242L243 77L241 76V75H239L238 76V79L240 80H238L237 78H236V80H238V82H242L241 84L243 85V84H245L244 86H246L245 88H243L242 87V85H241V87L239 88L237 85H239L238 84V82L236 81V80H234V79H227V77L229 78V74H231V73H229L228 75H225L226 76V78H225V76H224V74L223 73H221V69L220 68H222V67H219L218 69H219V71H220V73L221 74H223V76H222V78H220L221 77V75H220V73L218 74L214 69H212ZM228 67L225 69V70H228ZM1 68V69H2ZM10 69L12 68V67H9ZM17 68V67H16ZM43 68V69H44ZM186 68H188V67H185V69ZM1 69H0V71H1ZM14 70H15V68H13ZM12 69V70H13ZM50 69V68H49ZM167 69H165V72H166V70ZM178 69V68H177ZM176 69V70H177ZM189 69V68H188ZM197 69H200V68H197ZM197 69L195 70V71H197ZM213 71H212V70ZM243 71V73H242V71ZM256 69V68H255ZM260 69H262V68H260ZM3 70V72H5L4 71V69H2ZM21 70H23V69H21ZM25 70H26V68H25ZM30 70H32V69H30ZM167 70V71H168ZM175 70V71H176ZM191 70H193V66L191 65ZM194 70H193V72L192 73H194ZM208 70V69H207ZM229 70H230V68H229ZM231 70H232V68H231ZM263 70H264V67H263ZM16 71L18 72V74L19 73H21L22 75L23 74H27V73H25L24 72V70H23V73L22 72H19L17 69H16ZM27 72H28V70H26ZM178 71V70H177ZM176 71V72H177ZM199 71H197V72H199ZM234 71L236 72V67L234 68ZM2 72V71H1ZM2 72V73H3ZM7 73H8V71H6ZM16 72V73H17ZM169 72V71H168ZM199 72V73H200ZM226 72V71H225ZM224 72V73H225ZM228 72H230V71H227L226 73H228ZM231 72H233V70L231 71ZM234 72V73H235ZM250 71H248V73H249ZM260 72H261V70H260ZM264 71H262V73H263ZM6 73V74H7ZM29 73V72H28ZM167 73V72H166ZM179 73V72H178ZM178 73H176L177 75H178ZM199 73H198V75H196V76H199ZM233 73V75H235ZM239 73V72H238ZM238 73L236 72V77H237V75H238ZM247 73V74H248ZM5 74V73H4ZM11 74H13V73H10V75H9V77L11 76ZM21 74L19 75V76H21ZM175 74V73H174ZM175 74V75H176ZM182 74V73H181ZM196 74V73H195ZM254 74V73H253ZM258 75L260 74V73H257ZM256 74V75H257ZM1 75V74H0ZM166 75V74H165ZM190 75H192L191 73H190ZM204 75H205V73H204ZM204 75H202V76H204ZM205 75V76H206ZM232 74H231V76H233ZM255 75V74H254ZM254 76V77H257V76ZM3 76V75H2ZM7 76V75H6ZM5 75H4V77H6ZM24 76V75H23ZM25 76H27V75H25ZM180 76V75H179ZM185 76V75H184ZM184 76H180L181 78H179L178 76H176L177 77V79L179 78V82H181V79H183V83H184V80H186L185 82H187V81H189V82H194V81H190V80H188V79H191L192 78V76L190 77V78H188L187 76H186V78L187 79H185V77ZM193 78L195 79V75L193 74ZM230 76V78H233V77H235V76H233V77H231ZM12 77V76H11ZM10 77V78H11ZM184 77V78H183ZM200 77V76H199ZM239 77H242L241 79H242V81H241V79L239 78ZM258 77H261V78H259L258 80H260L261 81V79L263 80V77L262 76H258ZM257 77V78H258ZM197 78V77H196ZM205 77H201V80H203ZM204 79L205 81L206 80H208V79ZM223 78H224V81L225 82H221L220 80L222 79L223 80ZM257 78H255L256 80H255V84H256V82H257ZM163 79V78H162ZM200 79V78H199ZM218 79H220L219 81H220V83L217 81ZM252 79H254V78H252ZM3 80V79H2ZM167 80H164V81H167ZM174 80V79H173ZM173 80H172V82H173ZM192 80V79H191ZM196 80V79H195ZM204 80H203V82H204ZM208 80V83L210 82ZM226 80H228V81H226ZM230 80H232L231 82H230ZM234 80V81H233ZM250 80H251V78H250ZM175 81H176V78H175ZM198 81V80H197ZM217 81V82H216ZM247 81H249V78H248V80ZM246 81V83H248ZM252 81H254V80H252ZM260 81H259V84H260ZM1 82V81H0ZM3 82H9V81H3ZM163 82V81H162ZM171 82V84H166L167 86H169L168 88L169 89H172L173 87H174V84ZM182 82H181V84H182ZM229 82V83H228ZM250 82V81H249ZM199 84H196L195 86H193L192 88L190 87V89H192L193 90V92L194 91H201L202 93L205 91V90H208V92H204L205 93V96H207V95H209L211 92V90H210V86H208V84L207 85H205L204 83H201V82H198ZM206 83V82H205ZM215 83L216 84H218V86H216L215 85ZM222 83H227L226 85H224V87L222 88ZM252 83V82H251ZM254 83H253V86H254ZM161 84H163V83H161ZM161 84H160V86H161ZM220 84V85H219ZM261 84H262V82H261ZM158 85V84H157ZM164 85V84H163ZM10 86V85H9ZM177 86V85H176ZM183 87H181L180 86V89H181V91H182V94H184V97L186 98L187 97V99L188 100H190L191 101V99H192V101H193V99H196V98H198L199 96V93H200V95H201V92H198V94H197V97L195 98V97H193L194 96V94L193 95H191L189 92L190 91H188L187 89H186V87H184V84L182 85ZM188 86V85H187ZM189 86H191V85H189ZM240 86V85H239ZM249 86V85H248ZM253 86H251V87H253ZM260 86L261 85H258L257 87H256V85L254 86V87H256V89L255 88H252V90L254 89L255 91H253L257 96L259 95L258 93H259V89H260ZM262 86H264V81H263V85ZM1 87H2V85H1ZM216 87H221L219 90L218 89H216ZM251 87H249V88H251ZM259 87V89L257 90V88ZM8 89V88H10V87H4V89ZM155 88V87H154ZM165 90H168L167 88H165V86L163 87ZM162 88V89H163ZM175 88V87H174ZM177 88H179L178 86H177ZM176 88V89H177ZM184 88V89H183ZM187 88H189V87H187ZM12 89H15V88H13L12 87ZM175 89V90H176ZM124 90V89H123ZM123 90H122V92H123ZM130 90V89H129ZM148 90V89H147ZM173 90V89H172ZM186 90L188 91L187 92V94H188V96H189V94L191 95V99H190V97H188V96H185V93H183L184 91L186 92ZM210 90V91H209ZM247 91H248V89H246ZM246 90H245V92H246ZM256 90H257V92H256ZM261 90V92L260 93H262V90H264V87H263V89H260ZM1 91V90H0ZM146 91V90H145ZM155 91V90H154ZM163 91V90H162ZM162 91H159L160 93H159V95L160 94H163L164 93V91L162 92ZM169 92L171 91V90H168ZM181 91H178V90H176V92H181ZM8 92H10V91H8ZM121 92V93H122ZM126 92H127V90H126ZM133 92V91H132ZM162 92V93H161ZM172 92V91H171ZM197 92H194L195 93V95H196V93ZM226 92V93H227ZM249 93H250V90L248 91ZM252 92V93H253ZM116 93V92H115ZM124 93V92H123ZM172 93H174L175 94V92H174V90H173V92ZM172 93H167L166 92V94H171L170 96H172V95H174V94H172ZM206 93H209V94H206ZM220 94H221V92H219ZM222 93V94H223ZM230 93V94H231ZM237 93H239L240 95H241V93L240 92H237ZM236 93V94H237ZM251 93V94H252ZM253 93V95L255 96V94ZM35 94V93H34ZM113 94V93H112ZM177 94V93H176ZM186 94V95H187ZM212 94V95H213ZM229 94V93H228ZM226 95L225 97L227 98V97H229V95ZM235 93H234V95L233 96H235L236 95ZM248 95L249 97H247L246 96V98H247V100L246 101H249V99H250V96L253 98V96L252 95ZM6 95V94H5ZM104 95H105V93H104ZM165 94H163V96H164ZM178 95H181V93L180 94H178ZM178 95H174V96H178ZM211 95V94H210ZM210 95L208 96V97H210ZM217 95L218 94H216V96H214V97H216V98H211V100L214 102L215 100H213V99H218L217 98ZM243 95H242V97L240 98V99H242L243 101H244V98H245V96L243 97ZM118 96V95H117ZM127 96V95H126ZM125 96V97H126ZM132 96V95H131ZM161 96V95H160ZM165 96H167V95H165ZM169 96V97H170ZM201 96H203V95H201ZM200 96V97H201ZM204 96V97H205ZM220 96V95H219ZM236 96H238V94L236 95ZM124 97V96H123ZM129 97V96H128ZM128 97H126V98H128ZM148 97V96H147ZM146 97V99H145V101H148V100H150L149 98H147ZM150 98H151V96H149ZM154 97H156V96H154ZM159 97V96H158ZM168 96H167V98H169ZM179 98H175L176 100L177 99H179V101L181 100V98L183 97V95H182V97H180V96H178ZM200 97L197 99L198 101H196L195 100V104L197 103V105L200 107V105L201 104H203V103H198V102H200V100L201 99H203L202 100V102H205L204 104H207L206 102L208 101V100H210V99H208L207 100V98L205 97V101H204V98H201L200 99ZM211 97H213V96H211ZM223 97H224V95H223ZM223 97H221V98H223ZM256 97V96H255ZM263 97H264V94H263ZM118 98V97H117ZM121 98H122V95H121ZM120 98V99H121ZM125 98V99H126ZM163 97L161 96V98H158L157 99V101L155 100V104H148V106H147V109H145L144 108V110L146 111V113L148 114V117H147V115H145L146 116V118H144L143 116V121H146L147 122V124H148V122L149 123H154V122H158V120H160V122H162L161 120L163 119V117L165 116V114L167 113V114H169V117L171 116L170 114L172 113V111L176 108V106H174L175 105V103H176V105L178 104L177 102H176V100H175V103H173V106L175 107V108H173L172 107V103H171V107L173 108L172 109V111H171V108L167 105V103L166 102H168L169 100L167 99H165V100H161ZM184 98V99H185ZM233 98V97H232ZM231 98V99H232ZM238 98V102H239V97H236V99ZM249 98V99H248ZM250 99V100H252V101H250L249 102V107L251 106L250 105V103H253V102H255V98H253V99ZM257 98V97H256ZM124 99V100H125ZM143 99V98H142ZM148 99V100H147ZM152 99V98H151ZM155 99V98H154ZM164 99V98H163ZM173 99V97L171 98L170 97V101ZM183 99V98H182ZM225 99V98H224ZM234 99V98H233ZM107 100V99H106ZM117 100V99H116ZM115 100V98H114V101H116ZM122 100H123V98H122ZM129 100H130V98H129ZM174 100H173V102H174ZM222 100V99H221ZM235 100V99H234ZM234 100H232V101H234ZM262 100V99H261ZM260 100V103L259 102H257V103H259V105L261 104V101ZM6 101V100H5ZM119 101V100H118ZM118 101L116 102V103H118ZM145 101H144V103H145ZM159 101H162L161 103H164V104H162L161 105V103L159 102ZM184 101L185 100H183V103H184ZM190 101H185L186 103H188V102H190ZM191 101V102H192ZM219 101H220V98H219ZM223 101V100H222ZM231 101V103L229 102V104H227L228 106L230 105V104H238V102H232ZM235 101H237V100H235ZM246 101H244V102H246ZM7 102V101H6ZM95 102V101H94ZM100 102V101H99ZM103 102H105L104 100H103ZM102 102V103H103ZM123 102V101H122ZM127 102H128V99H127ZM126 102V103H127ZM141 102V101H140ZM172 102V101H171ZM182 102V101H181ZM181 102H179V103H181ZM211 103L210 101H209V103H208V105L210 104H213L214 105V103ZM216 102H218V101H216ZM215 102V103H216ZM5 103V102H4ZM126 103H125V105H126ZM166 103V104H165ZM193 103H194V101L192 102V105H193ZM219 103V102H218ZM222 103V102H221ZM256 103V104H257ZM7 104V103H6ZM80 104V103H79ZM90 104V103H89ZM109 104H111V103H109ZM195 104L193 105V109H194V112L193 113H196L197 112V109L199 110V109H201V108H198L197 107V109L194 107L195 106ZM200 104V105H199ZM203 104V105H204ZM240 104H243V106H244V104L246 105V103H241V101H240ZM240 104H238V105H240ZM255 104V105H256ZM1 105H3L2 103H1ZM1 105H0V107H1ZM123 105V106H122ZM138 105V104H137ZM136 105V106H137ZM184 105H185V103H184ZM196 105V106H197ZM208 105H207V107L206 108H208ZM212 105V106H213ZM238 105H232V106H234V107H238ZM8 107L7 108H10L9 107V105H7ZM20 106V105H19ZM112 106H114V107H111L110 105H109V108L111 109L112 108V113L114 112L113 110H115V109H117L118 107H116L115 108V105H112ZM178 107L179 106H182V104H180V105H177ZM185 106H187V105H185ZM188 106H191L190 105V103H189V105ZM187 106V108H189ZM212 106H209V107H211V108H213ZM215 106V105H214ZM241 106V105H240ZM243 106H242V108L240 107V109H241V112H242V110H244L243 109ZM38 107V106H37ZM98 107H99V105H98ZM98 107H97V109H98ZM101 107V106H100ZM99 107V108H100ZM138 107V106H137ZM169 107V108H168ZM177 107V108H178ZM202 107V109H205V108H203V106H201ZM231 107V106H230ZM236 107V108H237ZM248 106L246 105V108H247ZM254 107L255 106H253V109H254ZM4 108V107H3ZM7 108H6V110H7ZM15 108V107H14ZM19 108V107H18ZM31 108V107H30ZM30 108H29V110H30ZM102 108V107H101ZM109 108H106V112H108L107 111V109L109 110ZM115 108V109H114ZM176 108V109H177ZM180 108H182V110L180 111L179 109ZM184 106H182V107H179L178 108V111H180L179 113L181 114V116H183L184 115V117H181V119L179 118H177L178 120H180V122L178 123V122H176V123H178V124H182L181 122L182 121H186V124H187V122L188 121H190L191 122V120H193L194 118L192 117V119L191 120H189L190 119V117L188 116L189 115V112H192L191 110H190V108L188 109V111H187V109H185V112H188V113H185V114H182V112H184ZM186 108V107H185ZM192 108V107H191ZM210 108V109H211ZM232 108V107H231ZM231 108H229L228 110H229V112L231 111ZM1 109V108H0ZM11 109H12V106H11ZM10 109V110H11ZM125 108H124V104H120V110H119V112H114V113H116V116L117 115H119V116H121V115H123L122 114V112L121 111H123ZM133 110H134V108H132ZM132 109H131V111H132ZM143 109V108H142ZM175 109V110H176ZM195 109H196V112H195ZM210 109H208V110H210ZM214 110H215V108H213ZM219 109V108H218ZM235 109V108H234ZM3 110V109H2ZM0 111V112H3V111ZM14 110V109H13ZM32 110V109H31ZM101 110V109H100ZM171 112H170V111ZM174 110V111H175ZM212 110V109H211ZM211 110H210V113H209V111H207V113L210 115V119H212L211 117V114H215V113H217V111H215V113H213V111H212V113H211ZM232 110H233V108H232ZM238 111V112H240L239 111V109L237 108V109H235V111ZM8 111V113H7V115L8 114H10L11 112H9V110H7ZM6 111V112H7ZM98 111V110H97ZM125 111V110H124ZM138 111V110H137ZM136 111V109H135V112H137ZM168 111H169V113H168ZM200 112H197V113H201V110H199ZM204 111H205V113H204ZM203 111V113L204 114H206V110H204ZM5 112V111H4ZM3 112V113H4ZM14 112V111H13ZM17 112V111H16ZM85 112V111H84ZM104 112H105V110H104ZM110 112V111H109ZM108 112V113H109ZM121 112V113H120ZM134 112V111H133ZM144 111H142V113H143ZM233 112H234V110H233ZM233 112H230V114L232 115V116H234V113ZM240 112V113H241ZM91 113V112H90ZM121 115H120V114ZM137 113H139V112H137ZM141 113V114H142ZM146 113H143V114H146ZM175 113V112H174ZM173 113V114H174ZM178 113V112H177ZM203 113H201L200 115H202ZM240 113H238V114H240ZM245 113H248V111L247 112H245ZM5 114V113H4ZM28 114H31L32 115V113H28ZM34 114V113H33ZM106 114V113H105ZM130 114H131V112H130ZM167 114H166V116H167ZM203 114V116H201L202 118L205 116V118L208 116L209 117V115H204ZM226 113H224V115H225ZM242 114V113H241ZM240 114V115H241ZM261 114V113H260ZM259 114V115H260ZM264 114V113H263ZM6 115V116H7ZM11 115V114H10ZM10 115H8L7 117L9 118V116ZM35 115H36V113H35ZM34 115V116H35ZM37 115H38V113H37ZM36 115V116H37ZM109 115V114H108ZM107 115V116H108ZM112 115V114H111ZM111 115H110V118H108L109 119V121H112V120H110V119H112V117H111ZM137 115V114H136ZM175 115V114H174ZM173 115V116H174ZM179 114H177V116H178ZM200 115L198 114V116L200 117ZM224 115H222L223 117H224ZM259 115H258V117H259ZM29 116V115H28ZM35 116V117H36ZM114 116H115V114H114ZM115 116V117H116ZM176 115L174 116V117H177ZM190 116H192V113L190 114ZM194 116H196V115H194ZM216 116V115H215ZM225 116H228L227 114L225 115ZM235 116H236V114H235ZM242 116V115H241ZM6 117V118H7ZM25 117V116H24ZM24 117H23V119H24ZM26 117H27V115H26ZM25 117V118H26ZM31 117V116H30ZM122 117V116H121ZM131 118V119H135L132 115L131 116H128L127 118ZM141 117V118H142ZM172 117V116H171ZM180 117V116H179ZM198 118L197 120L199 121V119H202V118ZM223 117H222V119H223ZM229 117V116H228ZM240 117V116H239ZM257 117V118H258ZM263 116L261 115V118H262ZM5 118V119H6ZM129 118V119H130ZM204 118V120H203V122H206L207 120ZM230 118V117H229ZM260 118V119H261ZM1 119V118H0ZM2 119H4V118H2ZM4 119V120H5ZM28 117H27V120H26V122L27 123H29L28 125H27V123L25 122V119H24V121H23V123L25 124V125H27V126H25L24 128H26V130H28V132L30 131V128L29 127H31L32 125V123H31V121H30V119H32V118H30L29 119V121H28ZM36 119V118H35ZM103 119V118H102ZM108 119H106V121L108 120ZM113 119H114V117H113ZM117 119H118V116H117V118H116V121H117ZM165 119H169V118H165L164 117V120ZM172 119H173V121H175V119L172 117ZM176 119V120H177ZM221 119V120H222ZM237 119V118H236ZM264 118H262V120H263ZM3 120V121H4ZM9 120H11L12 121V119H9ZM34 120V119H33ZM32 120V121H33ZM72 120V119H71ZM104 120H105V118H104ZM120 120V119H119ZM126 120V119H125ZM182 120V121H181ZM230 120V119H229ZM257 120H259V119H257ZM1 121V120H0ZM8 121V120H7ZM11 121H9V123H11ZM79 121V120H78ZM78 121H76L77 123H76V125L77 126H79L78 125ZM109 121H107V122H109ZM114 121H115V119H114ZM116 121L115 122H113V123H115V124H117L118 125V123L120 122V121H118V123H116ZM127 121V120H126ZM129 121V120H128ZM202 121V120H201ZM210 122H211V120H209ZM209 121H207V122H209ZM219 121V120H218ZM223 121V120H222ZM260 121V120H259ZM99 123H100V121H98ZM125 122V121H124ZM123 122V123H124ZM137 122H139V120H137ZM165 122V121H164ZM163 122V123H164ZM169 122H170V119H169ZM168 122V120H167V122L165 123V124H167V123H169ZM171 122H172V120H171ZM171 122H170V124H167L168 125V127H166L164 124H161L162 125V127H163V125H164V127H166L167 129L169 128V129H171L172 130V124L174 123V122H172V124H171ZM183 122V128H177V126H176V131H175V133H176V135L178 134V136L180 135L179 133H184L185 132V136L187 137L186 139H188V136L186 135L187 133L186 132H188V133H190V132H192L193 131V129H188L190 126V128H193L194 127V125L192 126V122H191V124H189V122H188V126L189 127H187V126H185L184 123ZM207 122L206 123H202V122H200L199 121V123H202V124H207ZM209 122V123H210ZM228 122V121H227ZM225 123V124H228V123ZM233 122H235V121H232V125H233ZM256 122H258V121H256ZM261 122V121H260ZM31 123V124H30ZM71 124H72V122H70ZM70 123H68V124H70ZM109 123H111V122H109ZM108 123V124H109ZM135 123V122H134ZM176 123H174L175 125H178V124H176ZM196 123V120H195V122H194V124ZM209 123H208V126H209ZM1 124H2V122H1ZM81 124V123H80ZM98 124V123H97ZM105 124H106V122H105ZM140 124V125H139ZM158 124V123H157ZM174 124H173V126H174ZM202 124H201V126L200 127H203L202 126ZM213 124H214V122H213ZM217 124V123H216ZM229 124H231L230 122H229ZM255 125L254 126H256V123H254ZM7 125V124H6ZM23 125V124H22ZM85 126H86V124H84ZM95 125V124H94ZM104 125V124H103ZM102 125V126H103ZM131 125V124H130ZM130 125H129V127H130ZM136 125L137 126H140V127H138V130H139V128H141V123L139 122L138 124L136 123ZM150 126L152 125V124H149ZM148 125V126H149ZM159 125L160 124H158L157 126L159 127ZM161 125H160V128H161ZM171 125V126H170ZM223 125V124H222ZM240 125V124H239ZM258 125V124H257ZM2 126V125H1ZM11 126V125H10ZM12 126H13V124H12ZM14 126H15V123H14ZM34 126V125H33ZM68 126V125H67ZM71 126V125H70ZM82 126V125H81ZM81 126H79V127H81ZM96 126V125H95ZM101 125H99V127H100ZM107 126V124L104 126V127H106ZM114 126H116V125H114ZM114 126H112V127H114ZM132 126H134L133 124H132ZM131 126V127H132ZM136 126V127H137ZM147 126V125H146ZM170 126V127H169ZM181 126V125H180ZM207 126V125H206ZM208 126L207 127H205L206 129H208ZM211 126V125H210ZM217 126V125H216ZM218 126H219V123H218ZM259 126H260V123H259ZM5 127V126H4ZM9 127V126H8ZM71 127H73V125L71 126ZM83 127V126H82ZM80 128V130H79V128H77L81 133H80V135L82 134V138L84 137L83 135V133L82 132H84V130H86L85 129V127H83V128ZM94 127V126H93ZM99 127H98V129H99ZM103 127V128H104ZM126 128L128 127V125L127 126H125ZM153 127H154V129H153ZM157 127V128H158ZM178 127H179V125H178ZM184 127H186V128H184ZM197 127L198 128H200L199 127V124L197 125ZM240 127V126H239ZM258 127V126H257ZM11 128V127H10ZM13 128H16V127H13ZM17 128H19L20 129V126H18ZM16 128V129H17ZM23 128V126L21 127V129ZM23 128V129H24ZM33 128V127H32ZM32 128H31V131H32ZM96 129H97V127H95ZM102 128V127H101ZM134 128V127H133ZM143 129H145L144 127H142ZM157 128H156V130H157ZM160 128H158V130H160ZM165 128V129H166ZM204 128V127H203ZM203 128H200V130L199 129H194V131L195 130H197L196 132L198 133V130L200 131V133L203 135L204 133H202V131H201V129H203ZM217 128V127H216ZM224 128V127H223ZM242 128V126L240 127V129ZM244 128V127H243ZM249 128V127H248ZM4 129V128H3ZM69 129V128H68ZM76 129V130H77ZM98 129H97V131L94 129H91L92 131H96V132H93V133H91L92 135H91V137L89 138V139H87V141L88 140H90V142H93L91 139H94L95 140V137H94V135L93 134H95V135H97V134H99V132H98ZM131 129V128H130ZM129 128H128V130H130ZM143 129H140L139 131H137V128L134 130L135 132H138V134H139V132L140 133H142V130ZM148 130H149V128H147ZM162 129H164V128H162ZM161 129V130H162ZM166 129V130H167ZM168 129V130H169ZM174 129V128H173ZM209 129H210V127H209ZM235 129V128H234ZM237 130H238V128H236ZM235 129V130H236ZM246 129V128H245ZM7 130V131H6ZM5 131L6 132H8V129H6ZM10 130H12V129H10ZM105 130V129H104ZM104 130H102L101 129V131H103L104 132ZM110 130H111V127H110ZM110 130H108V131H110ZM152 130L153 131H155V126L154 125H152ZM157 130V131H158ZM164 131L163 130V132L161 131V137L162 138H164L163 136H168V132L170 131ZM213 130H214V128H213ZM221 130V129H220ZM226 130V129H225ZM225 130L223 131L224 132V134H225ZM5 131H4V133H5ZM13 131V130H12ZM12 131H9V132H12ZM51 131V130H50ZM71 131V129L69 130V132ZM108 131H107V136L106 137H110L109 136V134L111 133V131H110V133H108ZM112 131H113V129H112ZM124 131H125V128H124ZM131 131H133L132 129H131ZM134 131H133V133H129L131 136H133V137H135L136 135L135 134H137V133H135L134 134ZM147 131V130H146ZM174 131L172 132L173 133V135H174ZM204 131H207V130H205L204 129ZM229 131H231V130H229ZM242 132L241 133H243V131L245 132V130H241ZM248 131H251V130H248ZM8 132V133H9ZM14 134L16 135V136H19V133H20V131L19 130H15L14 129ZM27 132V131H26ZM76 132V136H77V134H79V132L78 131H75ZM85 132H87V131H85ZM84 132V133H85ZM98 132V133H97ZM102 132V133H103ZM148 132V131H147ZM150 132V131H149ZM159 132V131H158ZM166 134H165V133ZM178 132V133H177ZM195 132V134H196V137H197V133ZM236 132V131H235ZM32 133V135H33V131L31 132ZM35 133V132H34ZM97 133V134H96ZM121 133H123L124 135H126V133H124V132H121ZM143 133H145V135H146V132H145V130H144V132ZM160 133V132H159ZM162 133H164L165 135H163L162 136ZM171 133V132H170ZM231 133V132H230ZM234 133V132H233ZM250 133V132H249ZM1 134H3V132L1 133ZM28 134V133H27ZM86 134V133H85ZM112 134V133H111ZM200 134V135H201ZM220 134H222V136H223V133L221 132ZM248 134V133H247ZM23 135V136H22ZM20 134V137L22 136V137H24V134ZM31 135V134H30ZM35 135V134H34ZM74 135V134H73ZM73 135H70V136H73ZM102 136H103V134H101ZM122 135V134H121ZM150 135V134H149ZM149 135H147L146 137H149ZM153 134L151 133V136H152ZM160 135H158L157 134V136H160ZM172 135V134H171ZM175 135V136H176ZM183 136H184V134H182ZM201 135V136H202ZM216 135H219V134H216ZM231 135V134H230ZM230 135H229V137H230ZM234 135V134H233ZM264 135V134H263ZM263 135H261L262 137H263ZM6 136V135H5ZM10 135H8V137H9ZM11 136H13L12 135V133H11ZM16 136H15V138H16ZM26 137H24V139H26V138H28L29 137V135H28V137H27V135H25ZM100 137V135H97V137ZM105 136V135H104ZM112 137H113V134L111 135ZM120 136V135H119ZM119 136L117 137V139L119 138ZM129 136V135H128ZM129 137L127 140L128 141H126V136H124V139H122L123 141H125L126 142V146H125V143H123V145H124V148L125 147H128V150H130V151H132V152H134L133 151V149H135V142H137V141H135V138H134V140H133V138L132 137ZM143 136H144V134L141 136L142 138H143ZM156 136V137H157ZM183 136H179L181 139H182V141H183V138L185 137H183ZM193 136H194V138L193 139H195V135H194V132H193ZM192 136V134H191V137H193ZM2 137V136H1ZM33 137H36V136H33ZM75 137V136H74ZM98 137V138H99ZM141 137H140V140H139V142L141 141ZM152 137H154V135L152 136ZM152 138V139H154L155 141L156 140H158V139H161L162 140V138H160V137H157V138ZM174 137V136H173ZM171 138L170 137V134H169V137L167 138L168 140H172V141H174V140H176L175 138L176 137H174V138ZM183 137V138H182ZM190 137V138H191ZM215 137H217V136H215ZM219 137V139L218 140H220L221 138V135L220 136H218ZM235 136H233L232 138H234ZM256 137V136H255ZM6 138H7V136H6ZM11 138H14V137H11ZM11 138H7L8 140H9V142H11ZM37 138V137H36ZM77 138V137H76ZM76 138H75V140H76ZM80 138V137H79ZM105 138V137H104ZM104 138H102V139H104ZM111 138V137H110ZM137 138H138V136L136 137V140H137ZM166 138H164V140L162 141V142H165V140H166ZM197 138H199V137H197ZM223 138H224V136H223ZM236 138V137H235ZM242 138V137H241ZM5 140V141H8V140ZM11 139V140H10ZM17 139V138H16ZM20 140H21V138H19ZM24 139H22L23 141H24ZM72 139V138H71ZM97 139V138H96ZM101 139V138H100ZM99 139V140H100ZM101 139V140H102ZM116 139V140H117ZM146 139V138H145ZM215 139V138H214ZM217 139V138H216ZM230 139V138H229ZM264 139V138H263ZM28 140V139H27ZM30 140H32L31 138L29 139V141ZM34 140V139H33ZM68 140H70V139H68ZM74 140V139H73ZM80 140V139H79ZM100 140V141H101ZM143 140V139H142ZM160 140V141H161ZM169 141V143H168V141H167V145L165 146L164 145V143L162 144L163 145V147L165 146V147H167V146H172L174 143H175V141L173 142V143H171L172 141ZM177 140H178V138H177ZM185 140V139H184ZM191 140H192V138H191ZM231 140V139H230ZM233 140V139H232ZM0 141L2 142V139L0 138ZM13 141H15V140H13ZM77 141H78V139H77ZM87 141H86V145H87ZM98 141V140H97ZM103 141V140H102ZM107 141L109 142V141H112V138H111V140H109V138L107 139ZM121 140L119 139V141L117 140V142L115 143V144H118L117 146H120V144H122V141H121V143H118V142H120ZM135 141V142H134ZM154 141V142H155ZM186 141V140H185ZM185 141H183V142H185ZM213 141V140H212ZM258 141H261V140H258ZM25 142H28V141H26L25 140ZM69 142H74V141H69ZM89 142V143H90ZM148 142H152L151 140L149 141V138H148V141H146V143H148ZM159 142V140L157 141V143ZM177 142H179V140L177 141ZM191 142H193V141H191ZM221 142H222V140H221ZM245 142V141H244ZM243 142V143H244ZM3 143H4V139H3ZM5 143H8V142H5ZM15 143V142H14ZM68 143V142H67ZM98 143L100 144V142L98 141ZM98 143L96 144V142H95V145H98ZM104 142H102V147L104 146V145H106V144H103ZM141 143H145V141L144 142H141ZM145 143V144H146ZM156 143V142H155ZM146 144V145H152V147H149V146H145V145H141V146H144V147H142V149H139L137 146H136V148H137V150H144L143 148H145V147H149V149H152L153 148V145H155L156 146V144ZM171 143V144H170ZM180 143V142H179ZM179 143L178 144H174V145H178L179 146ZM240 143V142H239ZM242 143V144H243ZM256 143V142H255ZM21 144V143H20ZM22 144H23V142H22ZM74 144V143H73ZM91 144V143H90ZM110 144V143H109ZM113 144H114V142H113ZM114 144V145H115ZM137 145L139 144V143H136ZM169 144V145H168ZM184 144V143H183ZM193 144V143H192ZM245 144H247V143H245ZM27 145V144H26ZM89 145V144H88ZM93 145L94 144H92V147H91V149L93 148ZM113 145V146H114ZM162 145H161V147H162ZM182 145V144H181ZM205 145V144H204ZM217 145V144H216ZM239 145V144H238ZM241 145V144H240ZM6 146H8V145H6ZM5 145L4 146H2L1 144H0V264H32V262L33 261H35L36 260V262H37V260L38 259H40V257L42 256H49L50 254H52V253H55V252H62L61 254L63 255V254H65V253H67V254H65V256H66V258L64 257V255H63V257H61V261H63L64 260V258H65V260L69 257V253L71 254H73L74 256H71V257H73L72 259H69V258H71V257H69L67 260L69 261V260H71V263L73 262V260L74 261H80L81 259H83V257H86L85 255H88L87 254V250H88V253H89V251L90 252H92V249L95 247V246H97V245H95L96 243H94V247H93V245L91 244L92 243V241H94V239L93 240H91V247H92V249L90 250V248L91 247H88V244L89 243H87V241L89 240V238L87 239V241L84 239V241H78V242H71V241H67L66 239L67 238H65V236H64V232L67 230V232H68V230H70V231H77V230H79V228H80V225L78 224V222L79 223H81V224H83V223H85V225H86V222H91L89 219L90 218H97L98 220L99 219H102L103 221H107L108 222V224H109V227H107V226H105V227H107L108 229H110L111 231H109V233H111V232H113L114 233V231L116 232V230L118 229L117 227H119V225H117V226H115L114 224V222H116V220H117V217H118V212H119V209L121 208L120 206H119V208H118V206H117V208H115L114 206L115 205H117V204H121V202L123 201V203H126L125 201H127V199L129 200L127 203V205H129V202H130V200L132 199H130V196L132 195V194H134L135 193V195H136V193L139 191V193L141 192L140 190H141V188H143V186L142 185H149L150 183L151 184H155V183H159L160 184V181H161V179L162 178H160V181H159V179H157V177H155L154 175H152V174H156V172H151L150 173V175L148 176V175H145V174H143V173H134V174H129L128 175V180H125L126 181V183L125 184H121L120 185V183L115 179V178H117V177H119L120 176V174L122 175H124V174H126L127 175V173H129V172H124V173H119V176H116L115 175V173H113L112 171V174H111V176L108 174V175H105V173H104V175H101L100 174V176H96V177H94V178H92V176H94L95 174H92V173H88L87 175H84V176H82V177H79V178H77V180H74V181H70L69 179H74L78 174H81V173H83V172H90L91 170H93L96 166H94V157H97V156H99L100 154L99 153H96V154H99V155H95L94 157H92V154L93 153H91V156L90 155H88L89 157H91L92 159H90V161L91 162H94L93 164L91 163H88V165H87V167L84 165V163L83 162H85V161H83L82 162V160L84 159L81 155H83L84 157H85V153H86V151H88L89 149H86V151H85V153L83 152V154H79L78 156H81L83 159H81L80 161L82 162V166L84 165L85 166V169L81 166V162L80 161H78L79 159V157L78 158H76V160H73V159H67L66 158V156L64 155V154H62L59 150H57V148L56 149H51L50 151L53 153L49 158H48V160L46 161V163L45 162H41L37 157H35V155L34 154H32V153H29V152H25V151H20V150H18L19 148H8V147H6ZM24 146H25V143H24ZM50 146H51V144H50ZM84 146V148H80V149H85V148H87V146H85V145H83ZM109 146V145H108ZM107 146V147H108ZM116 146V147H117ZM122 146V145H121ZM139 146V145H138ZM177 146V147H178ZM191 146H193L194 147V145H191V143H190V146L189 147H191ZM209 146L211 147V145H207V147L209 148ZM10 147V146H9ZM22 147V146H21ZM33 147V146H32ZM101 146H97V148H99V149H101L100 148ZM106 147V146H105ZM104 147V148H105ZM106 147V148H107ZM140 147V146H139ZM174 147V148H173ZM172 148L173 149H177L175 146H173ZM180 147V146H179ZM188 147V148H189ZM204 147V146H203ZM206 147V146H205ZM245 147V146H244ZM252 147V154H253V158H254V160H255V165H256V169H254L253 171H251L250 173H247V174H241V173H239V171H236V174L235 175H233V174H230L229 175V177H228V180H234V179H238V178H241V179H244V180H248V179H250L252 176H256V177H258V179H260V178H262L263 180H264V141L263 142H261V144H257V145H253V146H251ZM29 148H31V146L29 147ZM44 148V147H43ZM90 148V147H89ZM105 148V149H106ZM124 148H122V149H124ZM141 148V147H140ZM147 148H145L146 150H147ZM160 148V147H159ZM171 148V149H172ZM187 148V149H188ZM192 148V147H191ZM191 148H189V149H191ZM207 148V149H208ZM212 148H214V147H212ZM216 148V147H215ZM218 148H219V146H218ZM218 148H216V150L218 149ZM33 149H35V148H33ZM63 149V148H62ZM73 149V148H72ZM94 149H96V147H94ZM105 149H103V151L105 150ZM113 149H114V147H113ZM122 149H120V147H119V150H122ZM148 149V150H149ZM162 149V150H161ZM161 149H159L160 151V154L162 153V151H163V154L162 155H160V154H158V155H160V156H162L163 157V155H165V153H164V151L165 150H168V147H167V149L166 148H161ZM172 149V150H173ZM179 149V148H178ZM203 149H206V148H199V155H201L200 153H205V152H201V151H204ZM220 149V148H219ZM244 149V148H243ZM44 150V149H43ZM97 150V149H96ZM114 150H117V151H115V154L118 156V154L117 153H121V152H119V150L116 148V149H114ZM127 150V149H126ZM126 150L125 151H122V152H124V154H125V152H126ZM157 150V149H156ZM156 150H155V152L154 153H152V155H156L157 153H158V150H157V152H156ZM170 150V149H169ZM171 150V151H172ZM182 150V149H181ZM93 151V150H92ZM103 151H102V149H101V151H98V152H102L103 153ZM129 151V152H130ZM140 151H138V152H134L133 154H137L138 153V155H133V154H131V153H129L128 151L126 152V153H129L128 154V156H131V155H133L134 157H136V160H137V158H139V160L138 161H140V158L142 157V156H140L141 154H142V152L143 151H141V154H140ZM206 151V150H205ZM225 151V150H224ZM96 152V151H95ZM109 152V151H108ZM107 152V153H108ZM117 152V153H116ZM144 152H148V151H145L144 150ZM153 152V151H152ZM168 152V151H167ZM170 152V151H169ZM168 152V153H169ZM179 151H175V153H173V154H176V153H178ZM197 152V151H196ZM214 152V151H213ZM66 153H69V150H67L66 151ZM75 153H76V150H75ZM107 153L105 154L106 156H107ZM189 153V152H188ZM188 153L186 154V155H188ZM198 153V152H197ZM207 153V152H206ZM218 153V152H217ZM216 153V154H217ZM70 154H73V153H70ZM112 154V153H111ZM110 154V155H111ZM114 154V155H115ZM131 154V155H130ZM140 154V155H139ZM144 155H145V153H143ZM142 154V155H143ZM172 154V155H173ZM66 155H68V156H70L69 154H66ZM121 155V154H120ZM119 155V156H120ZM144 155H143V157H144ZM158 155H156V156H158ZM204 155V154H203ZM212 155V153L210 154V156ZM86 156H87V153H86ZM117 156H115L114 158L115 159H117L118 157ZM138 156V157H137ZM155 156V157H156ZM159 156V157H160ZM182 157H183V154L181 155ZM185 156V155H184ZM197 155H195V157H196ZM202 156V155H201ZM200 156V157H201ZM217 156V155H216ZM219 156H220V154H219ZM80 157V158H81ZM110 157V156H109ZM113 157V156H112ZM123 157L124 156H121V157H119V162H125L124 160H130V157H127V155H126V157L128 158H124V160H123ZM132 157V156H131ZM132 158L131 160H133V159H135V158ZM152 157V156H151ZM182 157H180V159L182 160ZM199 157V156H198ZM199 157V158H200ZM218 157V156H217ZM86 158H88V157H85V159ZM103 158H105L106 159V157H104L103 156ZM148 158V157H147ZM179 158V157H178ZM177 158V159H178ZM202 158V157H201ZM215 158V157H214ZM242 158V157H241ZM78 159V160H77ZM121 159V160H120ZM142 159V158H141ZM149 160H152V158H148ZM154 159L155 158H153V161H154ZM157 157H156V161H157ZM160 159H162L161 157H160ZM176 159V158H175ZM175 159H173V160H175ZM246 159V158H245ZM88 160L89 159H87L86 160V162H88ZM103 160V159H102ZM111 160H112V158H111ZM128 160V161H129ZM130 160V161H131ZM159 160V159H158ZM172 160V161H173ZM181 160H180V162H181ZM196 160V159H195ZM194 160V161H195ZM96 161V160H95ZM101 161V160H100ZM107 163L109 164L110 162H108L109 161V159L107 158ZM130 161L128 162L129 164H130ZM133 161H135V160H133ZM142 164L144 163V160L142 159ZM177 161V160H176ZM85 162V163H86ZM104 160H103V163L102 164H104ZM122 162V163H123ZM137 162V161H136ZM135 162V163H136ZM141 162V161H140ZM148 161H146V163H147ZM175 162V161H174ZM173 162V163H174ZM179 162V163H180ZM112 163H113V161H112ZM126 163V162H125ZM127 163V164H128ZM132 163V162H131ZM149 163H151V162H149ZM148 163V164H149ZM172 163V162H171ZM179 163H177L178 165H179ZM47 164V165H46ZM52 164H54V165H52ZM87 164V163H86ZM99 165H101V163H98ZM97 164V165H98ZM107 164V165H108ZM111 164V163H110ZM127 164H126V166L123 164L122 166H124V167H128L127 166ZM145 164V163H144ZM180 164H182V163H180ZM196 164V163H195ZM107 165H102L103 167H106ZM111 165H114V164H111ZM170 165V164H169ZM172 165V164H171ZM176 164H174L172 167L174 168V166H175ZM226 165V164H225ZM102 166H100V168L102 167ZM109 166V165H108ZM119 166V165H118ZM118 166H116V167H118ZM133 166V165H132ZM151 166V165H150ZM181 166V165H180ZM81 167V169L83 168L84 170H81V169H79ZM102 167V168H103ZM115 167V166H114ZM130 167V166H129ZM135 167V166H134ZM139 167H141V168H143V167H147V166H144L143 165V167L140 165ZM138 167V168H139ZM168 166L166 165V168H167ZM171 167V168H172ZM184 167V166H183ZM252 167V166H251ZM40 168H45L43 171H42V173H39V171H40ZM97 168L98 167H96V170H97ZM109 167H107L106 169H108ZM119 168H121V166L119 167ZM140 168V169H141ZM162 168H164V166L162 167ZM166 168H164V170L166 169ZM180 167H178V168H174L173 170H177V169H179ZM105 169V168H104ZM103 169V170H104ZM105 169V170H106ZM110 169V168H109ZM113 168H111V170H112ZM129 169V168H128ZM158 169V168H157ZM95 170V171H96ZM99 170V169H98ZM105 170H104V172H105ZM121 170V169H120ZM119 170V171H120ZM163 170V169H162ZM162 170H161V172H162ZM172 170V169H171ZM172 170V171H173ZM99 171H102L101 169L99 170ZM107 171V170H106ZM114 171V170H113ZM129 171H130V169H129ZM132 171H134V170H132ZM140 171V170H139ZM142 171V170H141ZM157 171V170H156ZM165 171H167V169L165 170ZM214 172H215V170H213ZM212 171V172H213ZM235 171V170H234ZM98 172V171H97ZM121 172H123V171H121ZM164 172V171H163ZM167 172H169V171H167ZM174 172V171H173ZM198 172V171H197ZM211 172V174H213ZM217 172V171H216ZM101 173H103V172H101ZM170 173H171V171H170ZM170 173H168V174H170ZM44 174L46 175H48L47 176V178H45V176H44ZM113 174H114V176H116V177H114L113 176ZM163 174V173H162ZM167 174V175H168ZM192 174H194V173H192ZM198 175H196V174H194V176L192 177L191 175H190V177H192L193 178V180H194V178L196 179V177L198 176H200V174L199 173H197ZM211 174H209V175H211ZM122 175V176H123ZM158 175V174H157ZM167 175H166V173L164 174V175H162V177L164 176V178H166L167 177ZM170 175H176V174H174V173H172V174H170ZM159 176H161V175H159ZM174 176H173V178H174ZM196 176V177H195ZM124 177V176H123ZM127 177V176H126ZM189 177V176H188ZM188 178V180L189 181H191V179L192 178ZM163 178V179H164ZM173 178H172V176H168V179L167 180H169V179H171V180H173ZM187 178V177H186ZM46 179V180H45ZM119 179V178H118ZM165 179V180H166ZM68 180V182H66ZM120 180H121V178H120ZM165 180H162L164 183H165ZM166 180V181H167ZM123 181V180H122ZM128 181V182H127ZM159 181V182H158ZM188 181V182H189ZM259 181V180H258ZM168 182V181H167ZM183 182V181H182ZM182 182H180V183H182ZM184 182H186L187 183V179L184 181ZM261 182H263V181H261ZM159 184H157V185H159ZM163 183L161 182V185H162ZM178 184H179V182H178ZM247 184V183H246ZM250 184V183H249ZM257 184V183H256ZM148 185L146 186V189H147V187H148ZM152 186L153 188H157L158 186ZM251 185V184H250ZM253 185V184H252ZM142 186V187H141ZM165 186V185H164ZM176 186H178L177 184H176ZM244 186V185H243ZM248 186V185H247ZM141 187V188H140ZM149 187H151V185L149 186ZM160 187V186H159ZM158 187V188H159ZM167 187V186H166ZM233 187H235V186H233ZM238 187V186H237ZM236 187V188H237ZM253 187H254V185H253ZM253 187H252V189H253ZM139 188H140V190H139ZM144 188H145V186H144ZM152 188V189H153ZM161 188V187H160ZM248 188H250L249 186H248ZM260 187H258V189H259ZM148 189H151V188H148ZM228 189V188H227ZM231 189V188H230ZM246 189V188H245ZM138 190V191H137ZM143 190V189H142ZM155 190V189H154ZM239 190V189H238ZM246 190H249V189H246ZM257 190V189H256ZM137 191V192H136ZM148 191V190H147ZM172 191V190H171ZM171 191H169L170 193H171ZM178 191V190H177ZM225 191V190H224ZM250 191H251V189H250ZM152 192V191H151ZM150 192V193H151ZM153 192H155V191H153ZM162 192V191H161ZM165 192H167V190L165 191ZM242 192V191H241ZM228 193V192H227ZM235 193V192H234ZM152 194V193H151ZM157 194V193H156ZM155 194V195H156ZM169 194V193H168ZM221 194V193H220ZM135 195H133V196H135ZM146 195V194H145ZM148 195V194H147ZM158 195H160V194H158ZM158 195H156V196H158ZM180 195V194H179ZM132 196V197H133ZM150 196V195H149ZM173 196V195H172ZM142 197V201L146 198H144V196L143 195H140V198ZM179 197V196H178ZM178 197H173V198H178ZM182 197V196H181ZM229 197V196H228ZM140 198H138V196H137V200L138 199H140ZM147 198H148V196H147ZM152 198V197H151ZM134 200V199H133ZM135 200H136V198H135ZM135 200H134V202H135ZM136 200V201H137ZM151 200V199H150ZM162 200V199H161ZM160 200V201H161ZM166 200V199H165ZM173 200V199H172ZM229 200V199H228ZM243 201V203H245L244 205L245 206H243L244 208V210H242L241 208V210L242 211H240L239 210V212H234V213H236V215L235 216H241V218L245 215V214H251V215H253V217H255V219H257V221H259V220H261V219H263L262 221L264 222V209H261V208H263L264 207V187L262 188V189H260V190H257V191H254V192H252V193H250V194H247V195H243V196H241L239 199H233V200H231V201H229L226 205L224 204V206H222V207H219V209L218 208H211V207H209V208H206V212H199L198 210H195V209H190L187 213L185 212L184 214H182V215H172V216H170V218H169V220H168V222H166V224H168V225H158V226H155L154 227V230L150 233V235H149V237H147L148 238V240L147 241H149V242H147V243H150V242H153V243H156V241L158 242V244L157 245H159V244H161V243H159V241L158 240H160L161 238H162V234L164 233V232H167V234H168V232H170V231H173V230H171V229H173L172 228V226L173 225H177V224H180V223H185V222H188V221H190V220H193V219H196V218H198V217H201V216H203L202 218L203 219H206V222H207V220H210V218H211V216H213L214 214H221V215H224V217H226V215H229L230 213L228 212V210L230 209V208H232L233 206H235V205H237L238 206V204H236L238 201ZM140 201H141V199H140ZM159 201V200H158ZM170 201V200H169ZM169 201H167V202H169ZM176 201V200H175ZM240 201V202H241ZM133 202V201H132ZM133 202V203H134ZM157 202V201H156ZM166 202V201H165ZM166 202V203H167ZM122 203V205L124 206V207H122V208H124L125 209V206L126 205H124ZM205 203V202H204ZM203 203V204H204ZM214 203V202H213ZM223 203V202H222ZM225 203V202H224ZM239 203V202H238ZM257 203H262L261 205H259L260 206V210L259 209H257L258 208V204ZM137 204V203H136ZM135 204V205H136ZM241 204H242V202H241ZM240 204V205H241ZM257 204V205H256ZM149 205H151V204H149ZM148 205V206H149ZM162 205V204H161ZM199 205V204H198ZM209 205V204H208ZM218 205V204H217ZM239 205V206H240ZM243 205V204H242ZM131 206V205H130ZM261 206H263V207H261ZM133 207H134V205H133ZM147 207V206H146ZM158 207V206H157ZM161 207V206H160ZM159 207V208H160ZM192 207V206H191ZM256 207V208H255ZM128 208V207H127ZM126 208V209H127ZM153 208V207H152ZM152 208H145V209H142V210H140V213H139V215L138 216H140V214H143V213H145L146 215H148V218H149V216H150V219L153 217V218H159V217H161V216H163V214H162V211H159V210H157V209H152ZM171 208V207H170ZM198 208V207H197ZM204 208V207H203ZM123 209V210H124ZM168 209V208H167ZM233 211L235 210V209H232ZM232 210H231V213H232ZM237 210V209H236ZM120 211H121V213H122V215H120V213H119V215H120V217L122 216H124L123 215V212H125V211H122L121 209H120ZM128 211V210H127ZM168 211V210H167ZM186 211V210H185ZM203 211V210H202ZM205 211V210H204ZM230 211V210H229ZM249 211H251V212H249ZM183 212V211H182ZM172 213V212H171ZM233 214V213H232ZM145 215V216H146ZM231 215V214H230ZM243 215V216H242ZM152 216V217H151ZM218 216V218H219V215H217ZM233 216V215H232ZM231 216V217H232ZM247 216V215H246ZM120 217H118V218H120ZM126 217V216H125ZM135 217H137V216H135ZM164 217V216H163ZM224 217H222V218H224ZM247 217H249V216H247ZM246 217V218H247ZM146 218V217H145ZM147 218V219H148ZM152 218V219H153ZM201 218V219H202ZM214 218V217H213ZM220 218H221V216H220ZM222 218H221V220H222ZM233 218H234V216H233ZM232 218V219H233ZM236 218V217H235ZM235 218H234V220H235ZM241 218H240V220H241ZM116 219V220H115ZM140 219V218H139ZM216 218H214V220H215ZM231 219V218H230ZM231 219V220H232ZM237 219V218H236ZM249 219V218H248ZM252 219V218H251ZM87 220H89V221H87ZM97 220V221H98ZM102 220H100L101 222H102ZM114 220V221H113ZM120 220H123L122 218L120 219ZM134 220V219H133ZM138 220V219H137ZM136 220V221H137ZM143 220V219H142ZM149 220V219H148ZM161 220H163V219H161ZM213 220V219H212ZM212 220H210V221H208V222H210L208 225H213V221ZM220 220V219H219ZM218 220V221H219ZM221 220H220V222H221ZM224 220H226V219H223V221ZM228 220H229V218H228ZM240 220H239V223H240ZM245 220V219H244ZM54 221H57L58 223L57 224H55V222ZM99 221V222H100ZM118 221V220H117ZM131 221H132V219H131ZM159 221V220H158ZM197 221V220H196ZM202 221V220H201ZM217 221V222H218ZM223 221H222V223H223ZM246 221H247V219H246ZM254 221V220H253ZM99 222H97V223H99ZM100 222V223H101ZM105 222H103V223H105ZM138 222V221H137ZM150 222V221H149ZM165 222V221H164ZM193 222V221H192ZM199 222H200V220H199ZM205 222V221H204ZM216 222V223H217ZM220 222H219V225L222 227V225L220 224ZM231 222V221H230ZM236 222V221H235ZM61 223L63 224V223H70V224H72V225H70V226H67L66 228H64V227H62L61 226ZM88 223V224H89ZM94 223H95V221H94ZM94 223H92V224H94ZM97 223H95V224H97ZM118 223V222H117ZM121 223H122V221H121ZM134 223V222H133ZM132 223V224H133ZM141 223V222H140ZM145 223V222H144ZM194 223H195V221H194ZM202 223V222H201ZM212 223V224H211ZM216 223H214V224H216ZM225 223V222H224ZM226 223H227V221H226ZM238 223V222H237ZM243 223H245V222H243ZM251 224H252V222H250ZM108 224H106V225H108ZM119 224V223H118ZM130 224H131V222H130ZM146 224H147V221H146ZM187 224L188 223H186V225H185V227L187 228V230L189 229V228H192V227H189V226H191L190 224L187 226ZM196 224H198V222L196 223ZM200 224V223H199ZM207 224V223H206ZM218 224V223H217ZM232 224V223H231ZM249 223H247V225H248ZM66 225H68V224H66ZM84 225V224H83ZM90 225V224H89ZM137 225V224H136ZM136 225L134 226V227H136ZM175 225V226H176ZM183 225V224H182ZM208 225H204V226H206V228L207 227H209ZM224 226H225V224H223ZM227 225H229V224H227ZM236 225H238V224H236ZM236 225H234V226H236ZM253 225V224H252ZM96 226V225H95ZM174 226V227H175ZM194 226V225H193ZM202 226V225H201ZM215 227L217 226V225H214ZM224 226L222 227V228H220V229H223L224 228ZM245 226V225H244ZM250 226V225H249ZM90 227V226H89ZM92 227V226H91ZM90 227V228H91ZM151 227V226H150ZM181 227V226H180ZM184 227V226H183ZM182 227V228H183ZM189 227V228H188ZM231 227H233V226H231ZM231 227L229 228L230 230H233L237 235H231V239H227L228 238V236L226 237V238H223L224 237V234H223V237H222V235H219V236H217L218 234H215V233H217V232H214V234L213 233H211V231H210V233L211 234H213V235H215L217 238L218 237H222L221 239H222V243H220V245H222V247H223V250H224V248H225V250L226 249H228V248H230V249H235L236 247H239V246H237V245H242L243 246V242H245V240H247L248 238H251L252 239V237H250V236H248V235H246V234H242V235H238L239 233H237L236 231H237V229H234V228H232L231 229ZM239 227V226H238ZM241 227V226H240ZM243 227V226H242ZM241 227V228H242ZM89 228V229H90ZM96 228V227H95ZM97 228H99L98 226H97ZM103 229L104 231H105V233L107 234V230L108 229ZM120 228V227H119ZM127 228V227H126ZM131 228V227H130ZM153 228V227H152ZM198 228H200L199 226H198ZM201 228H203V227H201ZM213 228V227H212ZM82 229H84V228H82ZM101 230H102V228H100ZM99 229V230H100ZM148 229H149V227H148ZM151 229V228H150ZM175 229V228H174ZM184 229V228H183ZM225 229H228V228H225ZM243 229V228H242ZM88 230V229H87ZM101 230L100 231H98V233L100 232V234L103 236V234L102 233H104V231L103 232H101ZM128 230V229H127ZM134 230V229H133ZM137 230V229H136ZM139 230V232H140V230L141 229H138ZM144 230V229H143ZM178 230V229H177ZM177 230H176V232H177ZM179 230H181V228H179ZM193 230V228L192 229H190V230H188V231H192ZM196 230L197 229H195V232H196ZM198 230H200V229H198ZM202 230V229H201ZM238 230H239V228H238ZM244 230V229H243ZM242 230V231H243ZM84 231H86V229L84 230ZM97 231V230H96ZM119 231V230H118ZM125 231V230H124ZM130 231V230H129ZM131 231H132V228H131ZM145 231V230H144ZM205 231V230H204ZM218 231V230H217ZM221 231V230H220ZM228 231V230H227ZM244 231H247V232H249V235H250V232H252L253 230L252 229H249V230H247V227H246V230H244ZM255 231V233H257V234H260L261 232H263V227H262V229H256V230H254ZM66 232V233H67ZM83 232V231H82ZM81 232V233H82ZM93 232V231H92ZM175 232V231H174ZM182 232L184 233L185 232V229H184V231H182L181 230V232H180V234L183 236V237H181V235L179 236V235H177V236H179L178 237V240H180L179 238L181 237V238H185V237H187L185 234L187 233V231L184 233V235H185V237H184V235L182 234ZM213 232V231H212ZM219 232V231H218ZM222 232H224V231H222ZM225 232H226V230H225ZM234 232H232L231 234H233ZM80 233V234H81ZM94 233H96V232H94ZM93 233V234H94ZM118 233V232H117ZM127 233V231L125 232V234ZM130 232H128L127 234H126V236H128V234H129ZM132 233V232H131ZM135 233V232H134ZM172 233V232H171ZM178 233V232H177ZM194 233V232H193ZM192 233V234H193ZM207 233V232H206ZM208 233H209V231H208ZM221 233V232H220ZM226 233H229V232H226ZM242 232H241V230H240V234H241ZM85 234V233H84ZM92 234V235H93ZM143 234V233H142ZM141 234V235H142ZM145 234V233H144ZM174 234V233H173ZM205 233H203V235H204ZM256 234V235H257ZM264 234V233H263ZM82 235V234H81ZM95 235V234H94ZM98 235L99 234H97V237H98ZM108 235V234H107ZM115 235V234H114ZM136 235V234H135ZM161 235V236H160ZM165 235V234H164ZM187 235H188V233H187ZM195 237H196V235L197 234H193ZM203 235H199V236H202V237H204ZM225 235H227V234H225ZM254 235V234H253ZM252 235V236H253ZM261 235V234H260ZM78 236V235H77ZM76 235H75V238L77 237ZM90 236V235H89ZM105 236V235H104ZM110 236H112V234H110L108 237H110ZM125 236V237H126ZM131 236V235H130ZM133 236V235H132ZM207 236V235H206ZM79 237V236H78ZM88 237V236H87ZM92 237V236H91ZM94 237H96V235L94 236ZM124 237V235H123V238H125ZM129 237V236H128ZM137 237H139V235L137 236ZM136 237V238H137ZM164 237H166V236H164ZM163 237V238H164ZM169 237V236H168ZM175 237V236H174ZM173 237V238H174ZM192 237V235H190V237L188 236V240H190V238ZM215 237V238H216ZM230 237V236H229ZM256 237H257V240H258V238H260V236H253V238H255L256 239ZM264 237V236H263ZM262 237V238H263ZM86 238V237H85ZM99 238H101V236L99 237ZM102 238H104V240L105 239H107V241L109 242V240L110 239H112V238H114L115 239V236H113L112 238H105V237H102ZM102 238H101V240H102ZM116 238H117V236H116ZM127 238V237H126ZM167 238V237H166ZM176 238V237H175ZM175 238H174V242H175V244H176V242H180V241H175ZM200 238V237H199ZM69 239H73V238H70L69 237ZM77 239V238H76ZM82 239H83V237H82ZM98 239V238H97ZM109 239V240H108ZM192 239H193V237H192ZM192 239L190 240V242H192ZM206 238L204 237V240H205ZM207 239H208V237H207ZM214 239V238H213ZM221 239H219V241L221 240ZM251 239H250V241H251ZM254 239V240H255ZM74 240V239H73ZM78 240H79V238H78ZM126 239H124V241H125ZM137 240V239H136ZM171 240H172V238H171ZM200 240V239H199ZM209 240V239H208ZM254 240H253V242H254ZM262 240V239H261ZM103 241V240H102ZM146 241V240H145ZM164 241V240H163ZM183 241H186L185 239L184 240H182L180 243H183ZM194 241H196L197 243H198V240H194ZM206 241V240H205ZM211 241H212V238H211ZM215 241V240H214ZM217 241H218V239H217ZM260 241V240H259ZM98 243L97 244H99V240L97 241ZM104 242V241H103ZM107 242V243H108ZM110 242H112V240L110 241ZM122 242L123 241H120V243L122 244ZM172 242V241H171ZM201 242H202V240H201ZM252 242V241H251ZM252 242V243H253ZM261 243H262V241H260ZM104 243H106V242H104ZM107 243L105 244V245H107ZM123 243H125V242H123ZM169 243V242H168ZM186 243H187V241H186ZM186 243H183V244H186ZM200 243V242H199ZM203 243H204V241H203ZM209 243H212V242H210L209 241ZM215 243V242H214ZM246 243H249L248 241H246L245 242V244ZM257 241H256V245H257ZM89 244V245H90ZM101 244H103L102 242H101ZM100 244V245H101ZM119 244V243H118ZM172 244V243H171ZM179 244V243H178ZM183 244H179V245H181V247L180 248H182V252H186V250L185 251H183L184 250V245ZM190 244V243H189ZM187 245L188 247L190 246V245ZM192 245L191 246H193V244H194V246H196V244H195V242L194 243H191ZM206 244V243H205ZM204 244V245H205ZM251 244V243H250ZM249 244V245H250ZM120 245V244H119ZM144 245H146V244H144ZM149 245V244H148ZM147 245V246H148ZM151 245V244H150ZM162 245L163 246H161L162 248H159L157 251L159 252L158 254H155V252L154 253H151L150 255H149V258H148V260H149V263L147 262V264H152L153 262H154V260H158V257L159 256H161V254L163 255V253L164 252H166V251H168V248H163V247H165V244H164V242H162ZM168 245H170V244H168ZM173 245V244H172ZM208 245V244H207ZM216 245V244H215ZM213 246V244H212V246L213 247H216L217 248V246ZM248 245V244H247ZM252 245V244H251ZM255 244H253V246H254ZM122 246V245H121ZM121 246H119V248H121ZM152 246H153V244H152ZM178 246V245H177ZM184 248H183V247ZM191 246H190V248L188 249V250H190L191 249ZM193 246V247H194ZM233 246H235V247H233ZM241 246V247H242ZM104 247H106V246H104ZM146 247V246H145ZM149 247V246H148ZM155 247V246H154ZM175 247V246H174ZM174 247H172L171 246V248H174ZM200 247L202 248V247H204L205 248V246H201L200 245ZM257 247V246H256ZM88 248V249H87ZM96 249H97V247H95ZM94 248V249H95ZM100 248V247H99ZM98 248V250H100ZM101 248H102V246H101ZM113 248V247H112ZM112 248H110L112 251H114ZM115 248V247H114ZM118 248V247H117ZM116 248V249H117ZM176 248V247H175ZM196 248V247H195ZM207 248V247H206ZM210 248V247H209ZM246 248H248V247H246ZM103 249V248H102ZM101 249V250H102ZM109 249V250H110ZM146 249H148L147 247H146ZM157 249V248H156ZM178 249V248H177ZM197 249V248H196ZM196 249H195V251H196ZM200 249V248H199ZM208 249V248H207ZM214 249V248H213ZM229 249V250H230ZM86 250V251H85ZM97 250V251H98ZM155 250V249H154ZM172 250V249H171ZM170 250V251H171ZM180 250V249H179ZM178 250V251H179ZM187 250V251H188ZM201 250V249H200ZM204 250V249H203ZM237 250V249H236ZM236 250H235V254L237 255V252H238V250H237V252H236ZM66 251V252H65ZM93 251H96V250H93ZM110 252V251H108L109 252V254L111 253H113V252ZM156 251V252H157ZM176 251V250H175ZM175 251H174V253H175ZM194 251V252H195ZM199 251V250H198ZM197 251V252H198ZM202 251V250H201ZM217 251V250H216ZM240 251V250H239ZM243 251V250H242ZM246 251V250H245ZM65 252V253H64ZM116 252V251H115ZM119 252H121V249H120V251ZM169 252V251H168ZM172 252H173V250H172ZM189 252H191V251H189ZM194 252L192 253L193 254V256L195 255L194 254ZM220 252V251H219ZM234 252V251H233ZM232 252V253H233ZM247 252V251H246ZM107 253V252H106ZM171 253V252H170ZM173 253V254H174ZM177 253H179L180 254V251L179 252H176V254ZM215 253V252H214ZM218 253V252H217ZM225 253V252H224ZM229 253H231V252H229ZM229 253H228V255H226V256H228V258L226 259V262H227V260L228 259H231V257L234 255V254H232V256H229ZM84 254V255H83ZM108 254V253H107ZM106 254V256H107V258H111L112 259V257H114L113 256V254H112V257H110V256H108ZM168 254V253H167ZM176 254L174 255V256H172L171 254V256L169 255V258H171L172 257V260H175L173 257H178V256H180L179 254H178V256H176ZM181 254H183V253H181ZM190 254V253H189ZM196 254H198V253H196ZM201 254V253H200ZM199 254V255H200ZM204 254V253H203ZM227 254V253H226ZM249 254V253H248ZM248 254H244L245 256V259H246V255H248ZM101 255H103V256H105L104 254H101ZM115 255V254H114ZM119 256H120V254H118ZM166 255V254H165ZM191 255V254H190ZM190 255H189V257H190ZM208 255H209V253H208ZM240 255V254H239ZM44 256V257H45ZM51 256V255H50ZM95 256V255H94ZM99 257V258H101V260H102V258H104V257ZM105 256V257H106ZM186 256V255H185ZM192 256V257H193ZM197 256V255H196ZM195 256V257H196ZM201 256V255H200ZM205 256V255H204ZM204 256H203V258H204ZM214 256V255H213ZM225 256V257H226ZM235 256V255H234ZM249 256H253L254 257V255H249ZM43 257V258H44ZM51 257H53V255L51 256ZM57 257V256H56ZM60 257V256H59ZM96 257V256H95ZM118 257V256H117ZM182 257V256H181ZM181 257H178L179 259H181ZM184 257V256H183ZM187 257H188V255H187ZM215 257V256H214ZM235 257H237V256H235ZM239 257V256H238ZM258 257V256H257ZM257 257H255V258H257ZM42 258V259H43ZM47 258V257H46ZM46 258L45 259H43L44 260V262H43V260H42V264H64V263H61V261H58V260H60V259H58V257H57V259L55 260H51V258L50 259H48L49 261H51V262H48V260H46ZM53 258H55V257H53ZM52 258V259H53ZM63 258V259H62ZM99 258H98V261H99ZM105 259L104 261L105 262H102V264H104V263H108L109 261H110V259ZM119 258V257H118ZM140 258V257H139ZM165 258V257H164ZM177 258V259H178ZM194 258V257H193ZM198 258H202V257H197L196 259L198 260ZM203 258H202V260H203ZM234 260H235V258L234 257H232ZM240 258V260L242 261V260H244V258L243 257H239ZM242 258V259H241ZM248 258V257H247ZM251 258V257H250ZM249 258V259H250ZM91 259H93L92 257H91ZM91 259H90V261H91ZM166 260H167V258H165ZM164 259V260H165ZM175 260V263L177 264L178 262V260ZM186 258H184L183 260H185ZM191 259V258H190ZM195 258L193 259L194 261L196 260ZM207 259V258H206ZM211 259V258H210ZM214 259V258H213ZM224 259V260H225ZM233 259L232 260H230V261H232V262H228V263H224V261H218V264H238V262H236V261H233ZM64 260V261H65ZM66 260V261H67ZM93 260H95V259H93ZM107 260V261H106ZM113 260V259H112ZM137 260V259H136ZM147 260V261H148ZM162 260V259H161ZM165 260V261H166ZM170 260V259H169ZM168 260V261H169ZM170 261V262H173V261ZM182 260V259H181ZM180 260V261H181ZM187 260H188V258H187ZM202 260L200 261V262H202ZM220 260H221V258H220ZM248 260V259H247ZM246 260V261H247ZM251 260V259H250ZM263 261H264V259H262ZM88 261H89V259H88ZM103 261V260H102ZM194 261H192L193 263H194ZM199 261V260H198ZM209 261V260H208ZM237 261H239V259L237 260ZM245 261V260H244ZM245 261V262H246ZM95 262H96V260H95ZM100 263H101V261H99ZM110 262H113V261H110ZM109 262V263H110ZM156 262V261H155ZM161 262V261H160ZM191 262V261H190ZM203 262H204V260H203ZM207 262V261H206ZM205 262V263H206ZM213 262V261H212ZM240 262V261H239ZM244 262V263H245ZM248 263H250L249 262V260L247 261ZM246 262V263H247ZM259 262V261H258ZM91 264L93 263L92 261L90 262ZM138 263V262H137ZM136 263V264H137ZM143 262L141 261V264H142ZM183 263V262H182ZM192 263V264H193ZM199 263V262H198ZM210 263V262H209ZM216 263V262H215ZM240 263H242V262H240ZM243 263V264H244ZM245 263V264H246ZM247 263V264H248ZM34 264H36V263H34ZM37 264H38V262H37ZM40 264V263H39ZM86 264H88V262L86 263ZM96 264H98V263H96ZM111 264V263H110ZM144 264V263H143ZM159 264V263H158ZM163 264V263H162ZM174 264V263H173ZM179 264V263H178ZM184 264H186V263H184ZM195 264H197V261H195ZM200 264V263H199ZM214 264V263H213ZM253 264V263H252ZM259 264H261V263H259ZM264 264V263H263Z\"/></svg>","mask_w":264,"mask_h":264}]
</instances>
